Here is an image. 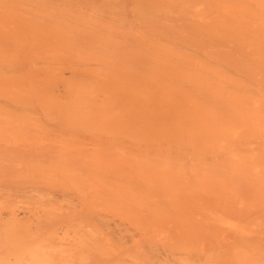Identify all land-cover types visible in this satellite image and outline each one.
<instances>
[{
	"label": "rangeland",
	"instance_id": "rangeland-1",
	"mask_svg": "<svg viewBox=\"0 0 264 264\" xmlns=\"http://www.w3.org/2000/svg\"><path fill=\"white\" fill-rule=\"evenodd\" d=\"M82 1H84V3ZM82 1H80V0H65V2H64V0H40V1L39 0L38 1L37 0H35V1L34 0H26V2H25V0H7V2L6 1L3 2V0H0V2H1L0 3V68L1 67L4 68L2 70L0 69V90H1L0 105H1V103L3 105V106L2 105L0 106V122H1L0 123V132H1L0 133V264H36V263L40 264V262L42 264V260L40 259V257H38L37 254H39L40 251H43V253H45L44 250L45 251L47 250V253L49 254V255L48 254L45 255L48 257V260H49L48 263L49 264H129V263H127L129 261H130V264H156L155 262H157V264H160V263L161 264H166V263L167 264H172V263L173 264H181V263H183V264H187V263L188 264H204V262H205V264H206L207 262L204 261L205 259L203 260V258H205V257H206L207 261L209 260L208 264H211V263L212 264H238V263L240 264V260H241V264L244 261L247 262L248 264H251V262H253L252 260H254V261L256 260V263L264 264V254H262V253H264V224H262V223H264V221H262V219H261L262 217H264V205H262V204H264V203H262V202H264V190H262V188H264V177H240V176L239 177L236 176L237 178L236 177H227V175H225L224 169H221L219 167L220 165H222V167L225 168V170H226V166L229 163L228 160H230L228 157V155H229L228 153L230 152L229 151L231 148L230 143H231L232 139H234L239 144H244L242 146L246 147L247 149H254L255 148L256 151H259L261 149L264 150V142H262V140H264V131H261V128H257L256 122L255 123H251V122L247 123L250 120L246 122L247 119H249L252 116H255V115H252V114H254V112L250 111V110L254 111V105L258 104L255 101H259L258 97L256 96L257 97V99H256V97L254 96L255 93L257 95L258 91H260V90L264 91V85L260 86V84H264V79H261V78H264V76H262V75H264V70H262L264 68H261V67H260L261 69L259 68L260 65L264 64V58H262V60L260 58V57H264V34H262V32H264V30H261L258 27V24H257L258 22L256 23L255 20L254 21L252 20L253 18H255L258 21V18H259L258 15H249V19L251 17L252 21L247 18L248 15H246L247 16L246 18H244L245 15L244 16L242 15L243 17L240 16V17H242L241 19L244 18L246 21H248L247 26L245 27L247 30L244 28H240V30L242 29L241 31H239V29L237 30L238 25H236V23L234 21L236 19H234V20L232 19V18H236V15H231L232 18L231 17L229 18V16L226 15V19L228 16L229 20L231 21V19H232V21H234L235 26H236V27L232 26L233 28L230 27V30H229V27L226 24V23L229 24V22H226L225 25L228 27V30L230 32L232 30L233 34L237 31L238 34L237 33H235V34L238 36L241 32L240 37H238V39H240V40H238L237 38L235 39L231 35L232 33L231 34L226 33V35H225L223 33L224 29L221 30L222 31L221 32L220 31L221 27L219 29V31H220L219 32L218 30H216V28L219 25L216 24L215 22L211 23V18H212V20H213V18L215 19L216 15L219 16L218 18H220V21H218L219 23L220 22L223 23L226 20L225 17H223V15H222L223 10L221 9V7H219L221 3H219L218 0H204L206 2H204L203 0H199L200 1L199 3L203 4L202 6H204L203 8H199V9L201 10V9H204L205 7H206V9L208 8L209 11H207V13L210 12V14H211L210 15L208 13L209 16L204 15V14L201 15L200 13H198L200 10L198 9V12H197L196 6H195V8H196V12L198 14L196 12L195 13L193 12V10H195V8H193V7L191 8V5L192 4L195 5L196 2H198V0L197 1H195V0H191V1L190 0H188V1L187 0H182V1L179 0V3L181 1L182 3H180V4H182V5H180L178 2H175V0H171V1H169V0H162L161 1L160 0V2H161L160 5H159V3H157L158 0H118V1L117 0L116 1L115 0H110V1L109 0H82ZM176 1H178V0H176ZM80 2H82L84 5ZM87 2L89 3L88 5L86 4ZM145 2L150 3V5L153 4V5H151L153 7V9L157 8L158 10H161L162 12L164 11L163 12L164 15L163 14L160 15L159 12H161V11H159L158 13L152 12V15H150L151 12H149V13L144 12L145 14L142 11L140 12L139 8L141 6H142V8L145 7L143 10L146 9V11H148V10L153 11V9H151L152 7L150 5H148V3L146 4ZM171 2L174 3V4H172L173 8L176 7V5H178V4H179V6H177V8L173 9L170 5ZM18 3H19V5H18ZM199 3H198V5H200ZM31 4H33V6H31ZM145 4H146V6L147 5L148 6L146 7ZM161 4H163L164 6ZM204 4H206V5H204ZM9 5H11V6H9ZM22 5H23V8H22ZM134 5H135V7H134ZM173 5H175V6H173ZM161 6L164 8H162ZM187 6L189 8H187ZM211 6H213V7H211ZM215 6H218V8ZM100 7H102V8H100ZM136 7H138V9ZM157 9H156V11H157ZM166 9H168V10H166ZM187 9H189L190 11ZM169 10H171V11L175 10L172 12L173 15H171V13H167V12H170ZM74 11H76V12H74ZM84 11H86V13ZM180 11H181V13H180ZM182 11H183V14H182ZM71 12H72V14H71ZM93 12H94V14H93ZM203 12L206 13L205 11H203ZM241 12H242V10H241ZM62 13H63V15H62ZM74 13L77 15H75ZM84 13H85V15H84ZM178 13H180V14H178ZM213 13H214V17H212ZM15 14H17V15H15ZM117 14H118V16H117ZM156 14H157V16L158 15L161 16V17L159 16L161 18V20L159 17L157 20ZM66 15H68V16H66ZM153 15H155V16H153ZM111 16H112V19H110ZM259 16L262 17V15H259ZM154 17H155L156 22L154 21ZM237 17H238V15H237ZM240 17H238L236 20V21H238V23H239L238 19H240ZM139 18L142 19L143 21H141ZM64 19L67 20V21H65L66 23L64 22ZM138 19H139V21H138ZM170 19H172V20H170ZM223 19H224V21H223ZM81 20L83 23V25H82L83 28L79 27L82 24ZM167 20H169V21L167 22ZM217 20H219V19H217ZM26 21H28V23ZM159 21H162V24H160L161 22L159 23ZM226 21H228V20H226ZM243 21L244 20H241L240 25H242ZM246 21H244V22L246 23ZM174 22H176L177 24H175ZM204 22H208V23L204 24ZM249 22L252 23V26H250ZM254 22H255V24H254L255 26L253 25ZM140 23H142V25ZM165 23H167V24L165 25ZM179 23H180V26H179ZM222 23H221V25H222ZM50 25H52L54 27H52ZM145 25L149 28L145 27ZM159 25L160 26L165 25L168 27H166L167 29H165V27H160ZM229 25H231V24H229ZM211 26H215V28L213 29ZM244 26L242 25V27H244ZM169 27L174 29L175 31L169 29ZM173 27H176V28H173ZM179 27H181V28H179ZM70 29H71V31H70ZM76 29L78 30V32L76 31ZM163 29H164V31H163ZM169 30H171V31H169ZM107 31H109V32H107ZM182 31H184V32H182ZM201 31H202V33H201ZM242 31H243V33H242ZM246 31H249V32L247 33ZM63 32H65V33H63ZM75 32H77V34ZM189 32H191V33H189ZM101 33H102V35H101ZM122 33H124V34H122ZM144 33H146L148 35H146V34L144 35ZM180 33H181V35H180ZM198 33L199 34L201 33V35H199ZM167 34H168V36H167ZM197 34L199 35V37H197L198 36ZM205 34H206L207 39L205 37H202V36H205ZM228 34H229L228 38L233 37L235 39V41L233 40V38H231L233 41L231 39L226 38V36ZM24 35H25V37H24ZM26 35L28 36V38H26ZM219 35L222 36L221 39H220ZM230 35H231V37H230ZM42 36H43V38H42ZM212 36H214V37H212ZM49 37H51L52 39ZM82 37H84V38H82ZM202 38H204V39H202ZM195 39H196V41H195ZM205 39L207 41H205ZM211 39L213 40V42H211L212 41ZM215 39L216 40L219 39V40H217V42H216ZM31 40H32V42H31ZM90 40H93V41H90ZM104 40H105V42H104ZM177 40H179V42ZM220 40H221V43H223V44L225 43V45L224 46L222 44H221V46L219 45L220 49H218L219 47H216L217 45L214 46V43L215 42L218 43V41H220ZM225 40H227L228 43L230 41L232 42V44L230 43L232 46L228 45L232 49L229 48V50H231L229 52L228 47H226L224 52L221 53V51H223V49L221 47L225 48V46H227V44H228ZM237 40H238V42L236 44ZM157 41H159V42H157ZM223 41H225V42H223ZM251 41H252V43H251ZM74 43H76V44L74 45ZM157 43H159V44H157ZM206 43L210 44V46H208ZM96 44L99 46H97ZM108 44H109V46H108ZM134 44L135 45L137 44V45L135 46ZM191 44H192V46H190ZM102 45L103 46L105 45L104 46L105 48ZM110 45H111V47H110ZM211 45L216 47V49L213 47H212L213 49L210 48ZM59 47H60V49H58ZM117 47H119V48H117ZM163 47H165V48H163ZM174 47L175 48L177 47V48L174 49ZM235 47H237L236 50H238L239 53H238V51L236 52V50H234ZM33 48L36 50V51L34 50L35 53H33ZM109 48L112 50L109 51ZM114 48H115V50H114ZM179 48H180V50H179ZM38 49L40 50V52ZM91 49H92V52L90 51ZM255 49H257L259 52H257V50H255ZM93 50H94V53H93ZM96 50H97V52H95ZM173 50H175V51H173ZM210 50L211 51L214 50V51H212V55H210L211 54ZM215 50H218V51H215ZM31 51L34 55L31 53ZM61 51H63L64 53ZM105 51L106 52L109 51V52L106 53ZM164 51L167 54L164 53ZM232 51L237 58L234 55H231V54H233V53H231ZM240 51L242 52L243 55L240 53ZM173 52H175V53H173ZM114 53L118 54L120 56L117 57V55H115ZM183 53H185V55H183ZM195 53H197V54L200 53L198 55L199 59H198V56H196L197 54L195 55ZM224 53H226L229 58L227 56L225 57ZM108 54L111 56L108 57ZM113 54L115 55V57H112V56H114ZM164 54H166V55H164ZM170 54L173 55V58ZM253 54L254 55L258 54V56L257 55L254 56ZM41 56H42V58H41ZM126 56H127V58H126ZM132 56H134V57H132ZM220 56H222L223 58H221ZM240 56H241V59L239 58ZM242 56H244L245 58ZM183 57H185V58H183ZM193 57H195V58H193ZM209 57L210 58L212 57L213 59L211 60ZM53 58L56 60H54ZM105 58H106V60H105ZM160 58L163 60V62H162V60H160ZM175 58H177V59H175ZM182 58L184 60H182ZM215 58H220V59H215ZM38 59H40V60H38ZM74 59H75V61H74ZM116 59H121V60L117 61ZM178 59H179V61L180 60L181 61L179 62ZM209 59H210V61H209ZM214 59L218 60L217 65H219V63H220V64H223L224 67L223 66H222L223 68H221V67L219 68L218 66L216 67V64L214 66L213 65L215 63ZM233 59L235 60L236 64L234 63ZM57 60H58V62H56ZM159 60H160V62H159ZM236 60L238 61V63L241 62V64H238L236 62ZM242 60H246V61L242 62ZM250 60H251V63H249ZM253 60L256 63H258L257 64V65H259L258 67H257V65L254 64ZM40 61H41V63H40ZM43 61L44 62L47 61V62L44 63ZM93 61H95V62L93 63ZM211 61L212 62L214 61V63H212ZM261 61H262V63H261ZM61 62H63V63H61ZM64 62H66V63H64ZM174 62H175L177 67L179 66L178 68L176 66H173ZM210 62L212 64H210ZM57 63H58V65H57ZM41 64H43V65L41 66ZM136 64L137 65L139 64V65L137 66ZM204 64L208 65V66H206V69H207V67L211 68V69L208 68L210 70L209 71L210 74L213 75V71H211L213 67L217 70L219 69V71H221V73H222L221 76L224 73V75L226 74L227 76L232 77L231 79H232V81H234L233 83H235V85L237 84V86L231 85L232 83L226 82V83H224V84H227L226 85L227 89H225L226 91H223V89L225 88L224 84H222L221 86H218L220 88H222L224 86V88L221 89V91H220V89H218V87L215 85V83H213V80L215 78H217V80H214V82L217 81V82L221 83V81L223 79H225V78L227 79V77H225L226 75L225 76L223 75L225 77L224 78L223 76L221 77L219 75L220 73L216 74L222 78V79H220V78L218 79V77L215 75V73H217V71L215 70L214 79H213L212 75L209 74L211 77L208 76L209 77L208 81H209V79L212 78V81H210L211 83L208 82L207 79H204V80H206L205 82L202 79L203 80L202 83H204V84H202L200 86L201 88L203 87L202 90H200V91H207V92L209 91L210 95L207 92H201L202 100H203V98L205 99L204 101H202V100H200L201 96H198L200 93L199 94L196 93L195 94L196 96L193 93L190 94V96L191 95H194L195 97L198 96L199 98L198 97L197 98L201 102H203L204 105L206 104V106L209 107V108L204 107V109H203L202 108L203 103H199V102H197L198 99L193 98V96L189 97V95H185V94H186V90H187V93L189 92L190 89H194V91L192 90L193 92H195V90H199L198 87H199V84H201V83H199L201 81V79H200L201 76L205 75L207 77V74H208V72H207L208 69L205 70V67H203ZM102 65H103V67H102ZM197 65L200 66L199 67L200 71H198L199 68H197L198 67ZM232 65L234 66V69H233ZM104 66L106 67V70H105ZM119 66H120V68H119ZM186 66H188V67H186ZM5 67H6L7 71L5 70ZM100 67H101V69H100ZM148 67H150V68H148ZM180 67H182V69ZM77 68H79V69L83 68V69L79 70ZM97 68H99V69L97 70ZM146 68L148 69L147 71H146ZM235 68H238V69H235ZM53 69L56 70V71L54 70V74H53ZM182 70H184L185 72ZM28 71L29 72L31 71L30 73L34 72V75H32V78H31V74L29 76ZM108 71L110 72L109 74H107ZM15 72H17V74ZM196 72L197 73L199 72V74H196ZM200 72H201V75H200ZM55 73H57V74H55ZM9 74L11 77L9 76ZM5 75H8V76H5ZM123 75H125V76H123ZM62 76L64 79L62 78ZM113 76H114V78H112ZM14 77H15V79L18 77L19 78L16 79V81H15V79H13ZM27 77H28V79H27ZM230 77H229V80L231 81ZM246 77H247V79H246ZM10 78L13 80H10ZM33 78H34V80L37 79L39 81V82L37 81L38 84L36 83V81L33 80ZM241 78L242 79L245 78V79L242 81ZM19 79H22V80H19ZM76 79H77V81H76ZM111 79H113V80H111ZM114 79H115V81H114ZM171 79H172V81H171ZM176 79H178L179 81ZM81 80H83V81H81ZM109 80H110V82H109ZM225 80H224V82H225ZM30 81L35 82V83H31ZM79 81H81V82H79ZM116 81H118V82L116 83ZM174 82L175 83L177 82V83L173 84ZM69 83L72 84L71 87L73 86L72 87L73 89H70L71 87H70ZM179 83H180V85H179ZM219 83H217V84L219 85ZM244 83H246V84L244 85ZM29 84L30 85L32 84L31 88H34L32 86H35V85L36 86L34 89H31ZM33 84H35V85H33ZM87 84L90 87H94V88H90V87L87 88L88 87ZM113 84L116 87L118 86L120 88V90H118L119 89L118 87L116 88L115 86H112ZM138 84H139V86H138ZM186 84L191 85L192 87L189 86L190 88H188V86ZM228 84L231 85L232 87L229 86ZM46 85H48L47 88H46ZM91 85H93V86H91ZM177 86H179V87L176 89ZM186 86H187V88H184ZM228 86H229V88H228ZM238 86H240L241 88H237V91H235L234 89H236V87H238ZM242 86H244V88ZM246 86L248 87L249 91H250V87L251 88L254 87V89L256 88L258 91L255 89L257 92L253 91V93L254 92L255 93L252 94L251 96L248 95V97H247L245 94V91H246V93H249V92H247V90L244 91V89H247ZM173 88H175V89H173ZM182 88L186 89V90H184L185 93H184V91H182L183 90ZM210 88H211V91H210ZM215 88H217V89H215ZM231 88H234V89H231ZM30 89L33 91V93H34V91H36L34 93V95H32L33 93ZM121 89H122V91H121ZM81 90L82 91L84 90V92H81ZM241 90H243L242 92L244 94L241 92ZM46 91L49 93H51L53 91V93L49 94V93H46ZM79 91L81 93H79ZM146 91H148L147 92L148 94L146 93ZM231 91H235V94H234V92H231ZM238 91L243 95V96L242 95H240V96L243 97L244 99H246V103L241 104L242 103V101H241V103H239V105L235 107V105L233 106V103L235 104V103L240 101V96L238 97V95L240 93ZM150 92L151 93L154 92L153 93L154 97H152ZM37 93H38V95H37ZM78 93L81 95H79ZM232 93H233V95H231ZM30 94H31V97H30ZM40 94L42 95L41 97H39ZM56 94H58V95H56ZM82 94H85V95H83L84 99L83 100L78 99V96H79V98L82 99ZM207 94H208V96H207ZM250 94H251V92H250ZM49 95H51V96H49ZM53 95L55 98L52 97ZM143 95H144V97H143ZM147 95H149L150 97L148 98ZM203 95H205V97H203ZM214 95H215V97H214ZM66 96H67V98H66ZM155 96H157V97H155ZM186 96H188V97H186ZM209 96L213 97V98L211 97V100H213L214 102H212L210 100ZM35 97L36 98L39 97L38 100H40V98H41V100L44 99V101L43 100L37 101V99H34ZM94 97H96V98H94ZM249 97H250V99L255 97L254 101L249 100L250 102H248L247 99ZM19 98H21V99H19ZM110 98H111V100H109ZM187 98H189V99H187ZM190 98H193V99H190ZM217 98H220V99L222 98V102H224V103L227 102V103H225L228 107L227 110H228V112L231 111L230 119H229V116H230L229 113H226L227 116L226 115L223 116L225 114L224 112L227 111L226 107H219L218 105H216L219 103V102L216 103V101L218 100ZM235 98H236V100H235ZM76 99H77V101H76ZM99 99H100V102H99ZM105 99L106 100L108 99V101H106ZM130 99L132 101H130ZM173 99L177 102L176 105H178V107H181V108L184 107L186 109V107L188 106V108L191 111L189 109L188 110L186 109L185 111H190V112H188V114L185 113V111H184L185 114L181 113L179 110H178V113H175V111L177 112L178 108L176 109L174 107L175 108L174 113L176 116L173 117V122L172 121H171V123L169 122L171 124L170 125L169 123H166V121H165V120H167L166 118L163 119V117H165V116L167 117V115H165L166 111H164V109H163L164 108L163 104H164L166 110L170 109L169 111H171L173 113L172 109L168 108V107H171L170 103H171V101H173ZM226 99L227 100L229 99V102L226 101ZM89 100H91L92 102ZM127 100H129V101H127ZM178 100L181 103V105L178 104ZM241 100H242V98H241ZM2 101H4V102H2ZM20 101H21V103H20ZM63 101L64 102L69 101V102L64 103ZM71 101H73V102H71ZM104 101L107 103V105ZM134 101H135V103L139 102L138 104L136 103L137 105H139L138 107H137V105H134ZM230 101L233 103H231ZM45 102H46V105H45ZM61 102H63V103H61ZM162 102H163V104H162ZM222 102H220L219 105H221ZM131 103H133V104H131ZM172 103L174 106L175 102H172ZM243 103H244V101H243ZM65 104H66V106H65ZM124 104H127L130 107L127 105H124ZM195 104H196V106H195ZM72 105H73V107H72ZM109 105L112 107H110ZM48 106H50L49 107L50 109L48 108ZM52 106H54V109ZM89 106H91V107H89ZM92 106H93V108H92ZM94 106H96L97 109H96V107L94 108ZM106 107L109 109H104ZM113 107H114V109H113ZM230 107H232V108L230 109ZM20 108L23 111L21 110L20 112H17L18 109H20ZM137 108L140 110L139 112H141V111L146 112V113L145 112L142 113L143 117L141 116L142 117L141 120H143V118H144V120H146L147 118L149 120H146V122L144 120L140 121L139 120V118H140L139 114L140 113L139 114L137 113L138 112ZM144 108H145V110H144ZM218 108H222L223 111L224 110L225 111L223 112L222 110H220ZM102 109H104V110H102ZM202 109H203V111H202ZM205 109L207 111L208 110L209 111L214 110L215 116L213 117V115H212V117H210L211 114H209ZM6 110H8V111H6ZM48 110H50V111H48ZM96 110H98V111H96ZM159 110L164 111L163 113H165V114L163 115V117H161V115L163 113H161V111H159ZM181 110L183 112V109H181ZM248 110L250 111V114L247 113L248 114L247 115L246 112ZM2 111H3V114H2ZM51 111H53V112H51ZM128 111H130V112H128ZM153 111H154V113H153ZM216 111H217V113H216ZM235 111L237 113L240 111L242 114H244V113L246 114V115L242 116V117L245 116L246 120H244L245 118L244 119L242 118L241 119L242 121H241L239 118H240V115H242V114L239 115V113H238L239 118H237V119L241 122H243V120H244L247 123V125H246L244 122V124L246 126H248L250 124V126H249L250 128L246 127L245 125L243 127L242 123L240 125V128H237V127H239L240 122L238 123V126L234 127L232 125L234 128L233 127L228 128L229 124L226 125L227 123H230V125H231L234 122L233 124L236 125L237 123L235 121L238 122L237 119H234L236 115L234 116V118L232 116V112L235 113ZM27 112H29V113L32 112L31 115L32 114L35 115L34 114V112H35L36 113L35 119H33L34 118L33 115L31 116ZM98 112H99V115H98ZM103 112L105 114H103ZM119 112H120V114H119ZM158 112H160L161 114L160 113L158 114ZM171 112H168V114L170 113V115H171ZM179 112L181 114H179ZM262 112H264V111H262ZM144 113H145V115H143ZM197 113H198V115H197ZM17 114L18 115L20 114V116H17ZM135 114L139 115V116H136ZM182 114H184V116L187 114L186 117H188L189 119L184 117ZM23 115H24V117H22ZM37 115L40 118L39 117L37 118L36 117ZM188 115H190L191 117ZM216 115L218 117H216ZM249 115H251V116L249 117ZM102 116H104L103 117L104 119L102 118ZM30 117H33V118H30ZM137 117H138V120L142 124L139 121H137ZM157 117H161L160 118L161 123L159 122V119ZM170 117H172V116H170ZM176 117H178L180 120H178V118H176ZM215 117L218 120H220L221 122L223 121L222 124L226 123L225 125L223 124L221 126L220 122L216 120V122H219V124H216V125H220L221 127L224 126L222 128L225 130V134H223L224 136L220 133L218 134L217 132H215L217 130H214V129H212V133H211V134L217 133L216 135L215 134L214 135L215 136L219 135V137H221V138L223 137L222 139H226V142L223 144L222 143L220 144V142L225 141V140H221V138H219V137H217V141H215L216 137L215 138L211 137L209 139L208 135H210V134H208L207 131H210V130L207 129V131H204L203 127H202L203 122H204L203 119L205 120V123H206V121L208 122L209 120H211V118L213 119ZM219 117L221 119H219ZM26 118L28 119V121L27 120L25 121ZM41 118L44 120H42ZM50 118H51V120H50ZM174 118H175V120H174ZM231 118H233L232 119L233 121L231 120ZM59 119H61V120H59ZM108 119H109V121H108ZM133 119H134V121H133ZM170 119H172V118H170ZM176 119H177V121H176ZM190 119L192 121L194 120L193 121L194 123L191 122ZM39 120H40V122H38ZM91 120H92V123H91ZM102 120H103V122H102ZM105 120L108 122H106ZM128 120H131V121H128ZM163 120L165 123L162 122ZM198 120H199V122H198ZM213 120L215 121V119H213ZM43 121H45V122L49 121L50 123L49 122L48 123L46 122V123L50 124V127L48 128L49 125L46 126V123ZM32 123H33V125H32ZM34 123H36L37 125H35ZM39 123H40V126H42V129L44 127L42 125V123L43 124L45 123L46 127L43 130H41ZM19 124L20 125L22 124V125L19 126ZM86 124H88V125H86ZM155 124L158 125V129H157ZM165 124L169 125L168 129H167ZM213 124H214V122H212L211 124L209 122L210 126H213ZM253 124H256V125H253ZM24 125H26V128H28L27 126L30 125L29 130L25 129ZM34 125L36 126V128ZM71 125H72V127H71ZM95 125H97V126H95ZM99 125L102 127H99ZM91 126H92V128L93 127H99V128L98 129L94 128L95 130H92ZM107 126H108V128H107ZM196 126H197V129L201 130L200 132H198V130H196ZM86 127H89V128H86ZM204 127L206 128V125H204ZM241 127H243L244 130ZM76 128H78V129H76ZM110 128L112 130H109ZM216 128H218V126H215V129ZM103 129H105V132ZM171 129L174 131H172ZM228 129H229V131H228ZM232 129L238 130L240 132V133L238 132L239 136L242 134L243 135L245 134V136L242 135L243 139L240 138L241 136L238 137V135L236 134L237 133L236 130H234V132L232 131L234 135L232 134V136H231L230 130H232ZM245 129H247L250 133L247 132L248 133L247 134ZM62 130H66V131L63 132ZM179 130H180V132H179ZM255 130H256V132H253ZM2 131H4V132H2ZM52 131H54V132H52ZM196 131L198 133H201V134H199L200 137L204 136L205 138H200L199 136H197L198 134L196 133ZM220 131L222 133H224L223 130L220 129L219 132ZM244 131H245V133H243ZM115 132L116 133L118 132V133L116 134ZM142 132H144V133L146 132V133L143 134ZM177 132H179V133L177 134ZM62 133H64V134H62ZM194 133H196L197 135H195ZM227 133H229L228 134L229 136L227 135ZM65 134H66V137H65ZM107 134H109V135L105 136ZM173 134H175V135H173ZM147 135H149L150 140H148L149 137H147ZM184 135H186V137ZM189 135L194 137L193 138L194 139V143H193L194 145L192 144L193 139ZM205 135H207L208 137H206ZM214 135H212V136H214ZM4 136H6V137H4ZM82 136L84 138H86V140L84 138H83L84 139L83 140ZM104 136H105V138H104ZM172 136H177V137H172ZM188 136H189V139L190 138L192 139L191 143L186 142L188 140L187 139ZM252 136H254V137H252ZM229 137H231V138H229ZM71 138L74 139V141ZM174 138L178 139L179 141L174 139ZM227 138H229V139L227 140ZM244 138H246L248 140H251V139L254 140L255 139L254 140L255 145L253 144V142L251 143V145L248 144L250 141L248 142V140H246ZM261 138H262V140H261ZM152 139L157 140V141L155 140L154 143H156V145H159V146L158 147L155 146V151H157L158 148L160 149V151L162 150V152L159 151L160 153H162V155H158V156H164V157H160L163 160L160 158H156V159H158V160H156L157 162L152 160V159H154V158H152V157H154V155H152L154 149L151 152L152 154L148 150H151L153 147L152 145H155V144H153V142L152 143L150 142L152 144L151 145L149 142H147V140L151 141ZM195 139H196L198 145H196ZM201 139H202V145L201 144L199 145V140H201ZM75 140L78 142H75ZM209 140L212 142H210ZM219 140H221V141L219 142ZM260 140H261V142H260ZM133 141H135L136 143ZM158 141H161L162 143L159 142V144H157ZM131 142H133V143H131ZM138 142H140V144H143L144 147H142V145H140V144H137ZM105 143H107V144H105ZM126 143H129V146ZM160 143L162 144V146ZM216 143H217V145H214ZM117 144L120 146H118ZM136 144L140 145L139 147L137 146L138 150L140 149V147L142 149L143 148L147 149L146 152L142 155H147V156H149V154L152 155V157L149 156L152 161L149 159H147V160H149L148 163L150 161L151 162L154 161L152 163L153 165L152 164L145 165V164H147V163H145L147 161H145L143 159V156L141 158L140 153H143L145 149L141 152L134 154L133 148L136 146ZM175 144H177V145H175ZM181 144L184 147L181 146ZM256 144H258V145H256ZM95 145L98 147H96ZM110 145H111V147H110ZM122 145L125 146L124 149H123ZM131 146H134V147L132 148ZM177 146L179 148V151H177L178 150ZM195 146H197V147H195ZM258 146L259 147L262 146V148L260 147V149H259ZM118 147H120V148H118ZM180 147H182L183 149L181 148L182 149L181 150ZM109 148L112 150H110ZM126 148H129V150ZM175 148H177V150ZM166 149H173V151L175 149L177 151L176 152L177 154H178V152L179 153L182 152L183 154L182 153L180 154L181 158L179 156L178 157L181 160H183V162L182 163H179L180 161L177 162V160H179V158L177 159V156H175L177 154H173L174 158H176L177 160L172 162L171 159L173 157L171 159L168 158L169 156L166 157L167 156L166 155ZM187 149H188V151H186ZM217 149H219V150H217ZM130 150L132 152H130ZM138 150H136L134 148V151H138ZM170 151H172V150H170ZM127 152L132 153V154L128 155ZM216 152H218V153H216ZM54 154H55V156H54ZM155 154H156V152H155ZM168 155H170V154L168 153ZM207 155H209V156H207ZM147 156H146V158H148ZM193 156H195V157L193 158ZM165 157L168 158L167 162L165 161L166 160ZM207 157H209L211 159H209ZM74 158H76V159H74ZM37 159H40V160L38 161ZM207 159H208V161L209 160L211 161V162L209 161V163H211L212 165L214 164L213 167L210 164L211 166H209V168L211 170L213 169L214 171L216 170L217 172H219L218 174L216 171H215L216 173L212 171L213 172V175H212L210 169L208 168V165L206 166L208 168L207 170H206V168H204L205 166H203L202 164H204V165L208 164ZM171 162H172V164H171ZM192 162L194 164L197 162L196 166L200 165L199 166L200 168L193 165ZM217 162H219V164H220V162H222V164H220L218 166ZM238 162L239 161H235L234 163H238ZM164 164H165V166H164ZM174 164L176 165V167ZM231 164L232 163H230V165ZM156 165L160 166L162 170H160L159 168L158 169L155 168ZM237 165H236V167H237ZM147 166H149V167H147ZM249 166H250V164L247 165V167H245L244 169L242 168V170H240L241 169L240 166H239L240 168L237 167V169L239 168L238 170H240L238 173H240V175H242V176H248V174H246V173H247ZM67 167L68 168L70 167V168L68 169ZM77 167H78V169H76ZM233 167H235V166H232V168ZM106 168H108V170ZM153 168H155V169H153ZM191 168H193V169L198 168L197 169L198 171H195ZM97 169H98V171H94ZM145 169L148 171H146ZM80 170H81V172H80ZM227 170H228V168H227ZM227 170H226V172H227ZM105 171H106V173L107 172H109V173L106 174V173H104ZM110 171L114 172V177L112 175L113 173H111ZM142 171H144V172L142 173ZM153 171L154 172L156 171V174ZM157 171H159V172H157ZM162 171L163 172L168 171L167 172L168 177H167V175L165 177L164 173H166V172H164L162 174ZM174 171H176V172L179 171L180 173H183V174H181L182 176H179L180 175L179 173H178V175H173V174H176V173H174ZM41 172H42V174H41ZM95 172H97V173H95ZM115 172L118 174V177H120V178L117 177ZM120 172H122V173H120ZM196 172H198L199 174ZM204 172H206V174H210L211 176H213L210 179L213 180L212 185H214L215 189L218 188V191L215 192V189L213 188L212 185L211 186L207 185V184L211 183V180L209 181V180H206L205 178L209 179V177H201L204 174ZM28 173H30V174H28ZM141 173H142L143 177L140 175ZM157 173L162 174L163 177L161 175H158ZM227 173H229V172H227ZM98 174L103 176V177L98 176ZM107 175H109V176H107ZM119 175H122V176H119ZM106 176L108 178H106ZM47 177H49V180ZM109 177H111V179ZM112 177H113V179H112ZM126 178H127V181H126ZM215 178L218 179L217 182H214V181H216ZM227 178H229L228 180L231 179L230 184L227 183ZM117 179L119 180V182ZM168 179L171 180V181H169V184H168L169 186L166 185L168 183ZM203 179H205V181H206V183H205L206 187L209 186L208 189H210V187L213 188L212 189V190H214L213 194L215 193V195H212V197L208 192H206L208 189L204 187V182H203L204 180ZM64 180H65V182H64ZM105 180H106V182H105ZM129 180H131L130 181L131 185L129 184L130 183ZM238 180H239V183H241V184L237 183ZM133 181H134V183H133L134 185H132ZM201 181L203 183H201ZM207 181H209V182H207ZM125 182L127 185L125 184ZM73 183H74V185H73ZM106 183H108V184H106ZM113 183L116 184V186ZM145 183H146V186H148V187L151 185V188L149 187V189H148V188H146V186H143V185H145ZM200 183L202 185V188L206 189V190L203 191V189H201V192L198 193V191H196L195 189H197L200 186ZM215 183H216V185H215ZM260 183H262V187L260 186L261 188L259 189V186L257 187L255 185H260ZM162 184H163V186H162ZM172 184L174 185L173 188H172V186H173ZM242 184H244V186L247 185L246 187L250 186V188H246V187L242 186ZM195 185H197V187H195ZM251 185H253L254 187ZM114 186L117 188H115ZM177 186H179V189L181 192H178L179 189ZM241 186L244 188L242 189ZM135 187H136V191L134 192L133 190L135 189ZM137 187H138V190H137ZM144 187H145V190H144ZM240 187H241V189H240ZM255 187H257L258 189H256ZM118 188H120V189L116 190ZM139 188L141 190H139ZM238 188L241 191H243V190L249 191V193H248V191L245 192V195H244V191H243L242 193L244 196H246L247 194H249V196L250 195L251 196L250 197L246 196L244 198L241 191H238ZM151 189H152V191H151ZM186 189L187 190L189 189L188 190L189 192H187ZM129 190H130V192H129ZM212 190H211V192H212ZM137 191H139V192L142 191V194L140 195V193H138ZM173 191L176 193H174V194L171 193ZM151 192H152V194L153 193L154 194L152 195ZM162 192H163V195H166V197H169L168 200L166 199V197H165V199H164V197H162L163 195L160 194ZM148 193L152 196H149ZM183 193H184V195H183ZM207 193H208V195H210V196L204 195L205 197H207L206 199L209 198L208 200L205 199V201H207V202H205V201L201 202L202 199L204 198V196H203V198H201L202 196L200 197L201 198V200L199 199L200 202L196 201V199H197L196 196L199 198V195H202V194L207 195ZM75 194H76V196H75ZM78 194H80V195H78ZM100 194L103 196L104 199L102 198V196ZM176 194H177V196H176ZM216 194H218L217 196L219 198L216 197L215 199H213L214 200V202H213L212 198H214V196H216ZM219 194L222 196V199H220ZM81 195H83V196H81ZM185 195L189 196V198L187 197L189 199V202L187 201L188 199L186 198ZM130 196H132V197H130ZM191 196L192 197L194 196V198H192ZM74 197H78V199L74 198ZM210 197H211V199H210ZM224 197H226L225 199L228 198L226 200V201H228V204H226ZM79 198H81V199H79ZM217 198L220 200H216ZM38 199H39V201H38ZM82 200H83V202H82ZM121 200H122V202H120ZM123 200H125L127 202V204ZM130 201L133 203H131ZM194 201H195V203H194ZM170 202H171V204H170ZM175 202H178V203H175ZM190 202H192V203H190ZM196 202H198V203H196ZM138 203H140L141 205ZM158 203H160V204H158ZM167 203H169V204L167 205ZM203 203H205V205ZM229 203H231V206L229 205ZM232 203H234V204L236 203L237 205H234ZM131 204H132V206H131ZM175 204H176V206H175ZM245 204L247 206H245ZM248 204L249 205L253 204L254 208L250 209L249 208L250 206ZM254 204H256V205L254 206ZM144 205L146 207L145 209L143 207ZM158 205H159V207H158ZM160 205H162V206H160ZM169 205H170V207H169ZM203 205L205 206V208ZM72 207H73V209H72ZM119 207L121 208V210ZM147 207H148V210H147ZM246 207L248 209H246ZM75 208H77V209H75ZM242 208H245L244 209L245 211ZM255 208L257 211L256 215L258 214V211H260V213L258 214L259 216H256L254 214L256 217H258L259 220L254 219L255 216L253 217V213L252 214L249 213L250 212L249 209L252 211ZM130 209H132V211ZM175 209H176V211H175ZM231 209H235V210H231ZM236 209H238V212ZM146 210H147V212H146ZM129 211H130V215L135 214L136 216L135 215L130 216ZM228 211L230 213H231V211L232 212L235 211V212L231 213L233 215H230L228 213ZM131 212H133V213H131ZM141 212L142 213L144 212V213L142 214ZM185 212H187V213L185 214ZM239 212L240 213L243 212V215L240 216ZM253 212L255 213L254 210H253ZM124 213H126L125 216H124ZM163 213H164V215H163ZM235 213H237L239 216H237ZM122 214H123V216H122ZM220 214H222V215H220ZM142 217H144L146 220ZM150 217H152V218H150ZM154 217H156L157 219ZM161 217H162V220H161ZM98 218H100V219H98ZM159 218H160V220H159ZM94 219H95V221H94ZM152 219H153V221H152ZM155 219H156V221H158L157 222L158 224L156 223ZM144 220H145V222H144ZM147 220L148 221L150 220V223L147 222ZM8 221H9V223L7 224ZM94 222H95V224H94ZM151 222H153V223H151ZM159 222L161 224H159ZM148 223L152 224V225H148ZM12 224H14V225H12ZM154 224H156L157 228H155ZM184 224L186 225L185 227H184ZM96 225H97V227H95ZM144 225L146 227H144ZM101 227H102V229H101ZM142 227H143V229H142ZM147 227L148 228L151 227V228L148 229ZM107 228H108V230H107ZM144 228H145V230H144ZM183 228H185V229L188 228V229L185 230ZM146 229H148L147 232H146ZM111 231L113 232V234ZM141 231H143V232H141ZM182 232H185V233H182ZM211 232H212V234H211ZM107 234H109L110 236H108ZM116 234H117V237H116ZM184 234L186 235V237H188L189 242L183 243L185 241V239L188 240ZM192 234L194 236L193 239H192V237H193ZM183 235L185 238L184 240L182 239ZM188 235H190V236H188ZM198 236H199V238H198ZM201 236L202 237L207 236V238L205 239V238H202ZM211 236L213 237V240L215 242H213ZM119 237H121V238H119ZM196 238H198V240ZM230 238H232L233 240ZM180 239H182V243H181ZM194 239H196V240H194ZM203 239H205L206 241H203ZM48 240H49V243L46 244L48 242ZM97 240H99V241L97 242ZM234 241L237 242L236 244L239 245V247L237 245H235ZM243 241H244V243H243ZM193 243H195V244H193ZM182 244H184V245H182ZM217 244L219 247L216 246ZM222 244L223 245L225 244L224 247L226 246V248L229 249L228 253L230 255L228 253H226L227 251L225 252L226 254H224V251H222L223 252V254H222L221 250L226 249L224 247H221ZM229 244L233 245V246H229ZM194 245H196V247H194ZM204 245H205V247H204ZM227 245H228V247H227ZM66 246H67V248H66ZM214 246L217 248H215ZM234 246H235V248L237 247L236 250L238 249L239 253H238V250L236 252V250L234 248L231 249ZM34 247L37 249L35 250ZM152 247L155 249L158 248V250L156 249L158 251V253L161 252L159 254L162 256L160 257L158 255V258L160 257L158 260L155 259V261H154V259H153V261H152V259L150 260V258H149L150 253H153V250H155V249L151 250ZM207 247L210 249L209 254H211V252H212V255L214 256L213 259H212V256H210L209 254H205V252L208 253ZM211 248H213V250ZM253 248H255V250ZM147 249L150 251V253L148 252L149 254L147 253V251H148ZM163 249H165V250H163ZM189 249H190V251H189ZM204 249L207 251H205ZM215 249H216V251H214ZM256 249H257V251H256ZM37 250H39V251H37ZM143 250H144V252H143ZM192 250H194V251H192ZM260 250L262 251L261 254L259 252ZM163 252H165V253H163ZM214 252H215V254H214ZM101 253L102 254L104 253V254L102 255ZM166 253H168V254H166ZM175 253H177V256H175L176 255ZM181 253H182V255H181ZM185 253H187V254H185ZM219 253H221L222 256L224 255V257L222 258V256H221V259H220L221 254H219ZM178 254H179V256H178ZM198 254H202V255H198ZM216 254H218V255H216ZM237 254H239V255H237ZM135 255H137V256H135ZM164 255L168 256V258H167L168 261H166L167 259H166V256H164ZM172 255H174V256H172ZM227 255L229 258H227ZM202 256H205V257H202ZM208 256L211 257L210 259L212 260V262L208 258ZM245 256H247V257H245ZM136 257H138V258H136ZM162 257H163V259H162ZM170 257H172V259ZM176 257L177 258L179 257L178 258L179 260L176 259ZM38 258L40 259V261ZM139 258L141 259L140 263L138 262V260H140ZM242 258H244V261ZM131 259H133L134 262H133V260L131 262ZM200 259H202V260H200ZM227 259L229 261L226 262ZM233 259H235V261ZM147 260H149L150 262ZM170 260H172V262ZM173 260H174V262H173ZM224 260H225V262H224ZM69 261H70V263H69ZM147 262H149V263H147Z\"/></svg>",
	"mask_w": 264,
	"mask_h": 264
},
{
	"label": "bare ground",
	"instance_id": "bare-ground-1",
	"mask_svg": "<svg viewBox=\"0 0 264 264\" xmlns=\"http://www.w3.org/2000/svg\"><path fill=\"white\" fill-rule=\"evenodd\" d=\"M4 1L7 2V0H3V2H4ZM34 1H35V0H34ZM37 1H38V0H37ZM39 1H40V0H39ZM80 1H82V0H80ZM109 1H110V0H109ZM115 1H116V0H115ZM117 1H118V0H117ZM161 1H162V0H161ZM169 1H171V0H169ZM181 1H182V0H181ZM181 1H180V3H182ZM187 1H188V0H187ZM190 1H191V0H190ZM195 1H197V0H195ZM203 1H204V0H203ZM8 2H9V1H8ZM18 2H19V1H18ZM20 2H21V1H20ZM25 2H26V0H25ZM64 2H65V0H64ZM78 2H79V1H78ZM82 2L84 3V1H82ZM82 2H80V3H82ZM111 2H112V1H111ZM173 2H174V1H173ZM175 2H178V3H179V0H178V1L175 0ZM175 2H174V3H175ZM185 2H186V1H185ZM199 2H200V1L198 0V2H196L197 5H196V4H195V5H194V4L191 5V8H192V7L195 8V6H196V8H197V12H198V9H199V8H203V7H204V6H202L203 4H200ZM204 2H206V1H204ZM218 2L221 3L219 7H221V9L223 10V11H222V15H223V17H225V19H226V15H228L229 18H230V17L232 18L231 15H236V18H232L233 20H234V19L237 20V18L240 17V16H242V15H243V16L245 15L244 18H246V17H247L246 15H248V17H247L248 19H249V15H258V17H259V18H258V21H257V19H255V18H253V17H252V18H253L252 20H253V21L255 20L256 23L258 22V23H257V24H258V27H259L261 30H264V0H218ZM0 3H1V2H0ZM22 3H23V2H22ZM59 3H60V2H59ZM83 3H82V4H83ZM112 3H113V2H112ZM145 3L147 4L148 2H145ZM153 3H154V2H153ZM157 3H159V5H160V3H161L160 0H158ZM162 3H163V2H162ZM174 3L171 2V4H170L171 7H172V4H174ZM180 3H179V4H180ZM198 3H199L200 5H198ZM202 3H203V2H202ZM219 3H218V4H219ZM27 4H28V3H27ZM86 4L88 5L89 3L87 2ZM96 4H97V3H96ZM108 4H109V3H108ZM146 4H145V6H146ZM176 4H177V3H176ZM179 4L176 5V7H174V8H177V6H179ZM218 4H217V5H218ZM18 5H19V3H18ZM25 5H26V4H25ZM51 5H52V4H51ZM51 5H50V6H51ZM83 5H84V4H83ZM83 5H82V6H83ZM148 5H150V3H148ZM148 5H147V6H148ZM151 5H153V4H151ZM151 5H150V6H151ZM161 5H163V4H161ZM180 5H182V4H180ZM204 5H206V4H204ZM9 6H11V5H9ZM31 6H33V4H31ZM50 6H49V7H50ZM147 6H146V7H147ZM150 6H149V7H150ZM163 6H164V5H163ZM173 6H175V5H173ZM198 6H199V7H198ZM213 6H214V5H213ZM213 6H211V7H213ZM41 7H42V6H41ZM121 7H122V6H121ZM134 7H135V5H134ZM139 7H140V6H139ZM151 7H152V6H151ZM161 7H162V6H161ZM215 7L218 8V6H215ZM22 8H23V5H22ZM33 8H34V7H33ZM91 8H92V7H91ZM91 8H90V9H91ZM100 8H102V7H100ZM136 8L138 9V7H136ZM136 8H135V9H136ZM141 8H142V6L139 8V11H140V12H141V11H142L143 13H144V12H146V13L151 12L150 15H152V12H154V13H155V12L158 13L159 11H161V10H158L157 8H156V9H157V11H156V9H153V7L151 8V9H153V11H150V10L146 11V9L143 10L145 7H143L142 9H141ZM162 8H164V7H162ZM172 8H173V7H172ZM174 8H173V9H174ZM187 8H189V7L187 6ZM191 8H190V9H191ZM196 8H195V10H193L194 13L196 12ZM1 9H2V8H1ZM66 9H67V8H66ZM68 9H69V8H68ZM137 9H136V10H137ZM148 9H149V8H148ZM204 9H205V10H204ZM204 9H201V10L199 9L200 11H199L198 13H200L201 15L204 14V15H208V16H209L210 12H208L209 14L207 13V11H209V9L207 8V9H208V10H207L206 7H205ZM11 10H12V9H11ZM16 10H17V9H16ZM40 10H41V9H40ZM53 10H54V9H53ZM115 10H116V9H115ZM120 10H121V9H120ZM163 10H164V9H163ZM166 10H168V9H166ZM171 10H172V9H171ZM171 10H169L170 12H167V11H166V12H167V13H171V15H173L172 12L175 11V10H173V11H171ZM187 10H189V9H187ZM241 10H242V12H241ZM42 11H43V10H42ZM189 11H190V10H189ZM201 11H202V12L205 11L206 13H204V12L202 13ZM44 12H45V11H44ZM74 12H76V11H74ZM84 12L86 13V11H84ZM163 12H164V11H163ZM163 12H162V11L159 12L160 15H161V14L164 15ZM191 12H192V11H191ZM197 12H196V13H197ZM235 12H236V13H235ZM69 13H70V12H69ZM85 13H84V15H85ZM116 13H117V12H116ZM174 13H175V12H174ZM180 13H181V11H180ZM180 13H178V14H180ZM198 13H197V14H198ZM17 14H18V13H17ZM17 14H15V15H17ZM48 14H49V13H48ZM48 14H47V15H48ZM71 14H72V12H71ZM74 14H75V13H74ZM93 14H94V12H93ZM144 14H145V13H144ZM175 14H176V13H175ZM175 14H174V15H175ZM178 14H177V15H178ZM182 14H183V11H182ZM182 14H181V15H182ZM200 14H199V15H200ZM219 14H220V13H219ZM62 15H63V13H62ZM75 15H77V14H75ZM81 15H82V14H81ZM104 15H105V14H104ZM160 15L157 16V14H156V18H157V20H158V17H159ZM210 15H211V14H210ZM215 15H216V14H215ZM237 15H238V17H237ZM259 15H262V17H260ZM13 16H14V15H13ZM66 16H68V15H66ZM112 16H113V15H112ZM112 16H111L110 19H112ZM117 16H118V14H117ZM134 16H135V15H134ZM153 16H155V15H153ZM228 16H227V19H226V20H228V21H226V20L224 21V19H223V21H224L223 23H222V22H220V23L218 22V21H220V18H218L219 16H217V15H216L215 19L213 18L214 21H213L212 18H211V23H212V22H215L216 24L219 25V26L217 25L218 27L216 28V30L219 31V29H220V27H221L220 31L224 29V30H223V33H224L225 35H226V33L231 34V33H232V30H231V32L229 31V30H230V27H232V26H233V27H236V26H235V23H236V25H238V26H237V30L239 29V31H241L242 29L240 30V28H244V29H246L245 27L247 26L248 21H246L244 18L241 19L243 16L240 17V19L246 21V23L243 21L245 24L242 22V25H243V26L245 25L244 27H242V25H240V24H241V23H240V22H241L240 19H238V20H239V23H238V21H236V20H234V21H235V23H234V21H232V19H231V21L229 20ZM20 17H21V16H20ZM38 17H39V16H38ZM96 17H97V16H96ZM119 17H120V16H119ZM160 17H161V16H160ZM160 17H159V18H160ZM212 17H214V13H213V16H212ZM220 17H221V16H220ZM234 17H235V16H234ZM39 18H40V17H39ZM174 18H175V17H174ZM216 18L219 19V20H217ZM28 19H29V18H28ZM62 19H63V18H62ZM66 19H67V18H66ZM79 19H80V18H79ZM94 19H95V18H94ZM108 19H109V18H108ZM134 19H135V18H134ZM139 19H140V18H139ZM139 19H138V21H139ZM201 19H202V18H201ZM221 19H222V18H221ZM41 20H42V19H41ZM117 20H118V19H117ZM140 20L143 21L142 19H140ZM160 20H161V18H160ZM170 20H172V19H170ZM177 20H178V19H177ZM209 20H210V19H209ZM215 20H216L217 22H216ZM249 20H251V17H250ZM252 20H251V21H252ZM29 21H30V20H29ZM65 21H67V20L64 19V22H65ZM83 21H84V20H83ZM109 21H110V20H109ZM141 21H140V22H141ZM154 21L156 22L155 17H154ZM154 21H153V22H154ZM164 21H165V20H164ZM168 21H169V20H167V22H168ZM192 21H193V20H192ZM221 21H222V20H221ZM251 21H250V22H251ZM26 22L28 23V21H26ZM89 22H90V21H89ZM114 22H115V21H114ZM118 22H119V21H118ZM160 22H161V23H160ZM186 22H187V21H186ZM226 22H229V24H231V25H229V24L226 23ZM250 22H249V23H250ZM255 22L253 23V25L255 24ZM65 23H66V22H65ZM81 23H82V20H81ZM159 23L162 24V21H159ZM172 23H173V22H172ZM174 23L177 24L176 22H174ZM189 23H190V22H189ZM206 23H208V22H204V24H206ZM221 23H222V25H223L227 30L221 25ZM225 23L228 25L229 30H228V27L225 25ZM233 23H234V24H233ZM140 24L142 25V23H140ZM144 24H145V23H144ZM155 24H156V23H155ZM166 24H167V23H165V25H166ZM169 24H170V23H169ZM169 24H168V25H169ZM187 24H188V23H187ZM257 24H256V25H257ZM53 25H54V24H53ZM58 25H59V24H58ZM58 25H57V26H58ZM82 25H83V23H82L81 26H79V27L83 28ZM165 25H162V26L159 25V26H160V27H165V29H167L166 27H168V26H165ZM184 25H185V24H184ZM239 25H240L241 27H240ZM259 25H260V26H259ZM50 26H52V25H50ZM126 26H127V25H126ZM159 26H158V27H159ZM179 26H180V23H179ZM186 26H187V25H186ZM206 26H207V25H206ZM248 26H249V25H248ZM250 26H252V23H250ZM254 26H255V25H254ZM52 27H54V26H52ZM145 27H147V26L145 25ZM171 27H172V26H171ZM183 27H184V26H183ZM190 27H191V26H190ZM202 27H203V26H202ZM211 27H212L213 29L215 28V26H211ZM222 27H223V28H222ZM233 27H232V28H233ZM71 28H72V27H71ZM77 28H78V27H77ZM90 28H91V27H90ZM125 28H126V27H125ZM127 28H128V27H127ZM147 28H149V27H147ZM173 28H176V27H173ZM179 28H181V27H179ZM204 28H205V27H204ZM232 28H231V29H232ZM72 29H73V28H72ZM84 29H85V28H84ZM158 29H159V28H158ZM160 29H161V28H160ZM169 29L174 30V29H172V28H170V27H169ZM177 29H178V28H177ZM192 29H193V28H192ZM244 29H243V30H244ZM24 30H25V29H24ZM88 30H89V29H88ZM106 30H107V29H106ZM124 30H125V29H124ZM133 30H134V29H133ZM151 30H152V29H151ZM171 30H169V31H171ZM205 30H206V29H205ZM246 30H247V29H246ZM70 31H71V29H70ZM73 31H74V30H73ZM76 31L78 32L77 29H76ZM160 31H161V30H160ZM163 31H164V29H163ZM174 31H175V30H174ZM192 31H193V30H192ZM198 31H199V30H198ZM213 31H214V30H213ZM220 31H219V32H220ZM224 31H225V32H224ZM228 31H229V32H228ZM34 32H35V31H34ZM34 32H33V33H34ZM41 32H42V31H41ZM41 32H40V33H41ZM77 32H75V33L77 34ZM107 32H109V31H107ZM146 32H147V31H146ZM182 32H184V31H182ZM187 32H188V31H187ZM187 32H186V33H187ZM209 32H210V31H209ZM209 32H208V33H209ZM216 32H217V31H216ZM221 32H222V31H221ZM246 32L248 33L249 31H246ZM261 32H262V31H261ZM36 33H37V32H36ZM40 33H39V34H40ZM63 33H65V32H63ZM103 33H104V32H103ZM189 33H191V32H189ZM193 33H194V32H193ZM201 33H202V31H201ZM201 33H200V34L198 33V34L201 35ZM212 33H213V32H212ZM235 33L238 34L237 31H236ZM235 33H234V34L232 33L231 35H232L235 39H236V38L238 39V37H240L241 32H240L239 36L236 35ZM242 33H243V31H242ZM27 34H28V33H27ZM29 34H30V33H29ZM110 34H111V33H110ZM122 34H124V33H122ZM145 34H146V33H144V35H145ZM198 34H197V35H198ZM229 34L226 36V38L229 37ZM262 34H264V32H262ZM31 35H32V34H31ZM36 35H37V34H36ZM101 35H102V33H101ZM146 35H148V34H146ZM180 35H181V33H180ZM189 35H190V34H189ZM199 35H198L197 37H199ZM231 35H230V37H231ZM34 36H35V35H34ZM38 36H39V35H38ZM92 36H93V35H92ZM126 36H127V35H126ZM167 36H168V34H167ZM178 36H179V35H178ZM186 36H187V35H186ZM219 36H220V35H219ZM24 37H25V35H24ZM47 37H48V36H47ZM96 37H97V36H96ZM111 37H112V36H111ZM148 37H149V36H148ZM180 37H181V36H180ZM187 37H188V36H187ZM191 37H192V36H191ZM195 37H196V36H195ZM197 37H196V38H197ZM202 37H205V38H206V34H205V36H202ZM207 37H208V36H207ZM212 37H214V36H212ZM221 37H222V36H220V39H221ZM233 37H231V38H233ZM26 38H28L27 35H26ZM34 38H35V37H34ZM42 38H43V36H42ZM49 38H51V37H49ZM82 38H84V37H82ZM102 38H103V37H102ZM102 38H101V39H102ZM131 38H132V37H131ZM175 38H176V37H175ZM193 38H194V37H193ZM215 38H216V37H215ZM231 38H228V39H231ZM234 38H233V40L235 41ZM45 39H46V38H45ZM51 39H52V38H51ZM89 39H90V38H89ZM89 39H88V40H89ZM176 39H177V38H176ZM198 39H199V38H198ZM202 39H204V38H202ZM206 39H207V38H206ZM206 39H205V41H207ZM222 39H223V38H222ZM34 40H35V39H34ZM83 40H84V39H83ZM83 40H82V41H83ZM99 40H100V39H99ZM149 40H150V39H149ZM167 40H168V39H167ZM209 40H210V39H209ZM211 40H212V39H211ZM217 40H219V39H217ZM217 40L215 39L216 42H217ZM231 40H232V39H231ZM233 40H232V41H233ZM238 40H240V39H238ZM238 40L236 41V44H237ZM27 41H28V40H27ZM90 41H93V40H90ZM95 41H96V40H95ZM177 41L179 42V40H177ZM195 41H196V39H195ZM203 41H204V40H203ZM203 41H202V42H203ZM205 41H204V42H205ZM225 41L228 43L227 40H225ZM225 41H223V42H225ZM31 42H32V40H31ZM69 42H70V41H69ZM104 42H105V40H104ZM106 42H107V41H106ZM157 42H159V41H157ZM211 42H213V40H212ZM216 42H215V43H216ZM64 43H65V42H64ZM215 43H214V46L217 45L216 47H219L218 49H220L221 44H222L223 46L225 45V43H224V44L221 43V40L218 41V43H216V44H215ZM227 43H226V44H227ZM230 43L232 44V42L230 41V42L227 44V46H225V48L221 47V48L223 49V51H221V53L224 52V50L226 49V47H228V51H229V52L231 51V50H229V48L232 49V48L230 47V46H232ZM251 43H252V41H251ZM28 44H29V43H28ZM70 44H71V43H70ZM75 44H76V43H74V45H75ZM88 44H89V43H88ZM106 44H107V43H106ZM109 44H110V43H109ZM109 44H108V46H109ZM115 44H116V43H115ZM154 44H155V43H154ZM157 44H159V43H157ZM189 44H190V43H189ZM206 44H207V43H206ZM35 45H36V44H35ZM35 45H34V46H35ZM92 45H93V44H92ZM96 45H97V44H96ZM100 45H101V44H100ZM134 45H135V44H134ZM136 45H137V44H136ZM136 45H135V46H136ZM183 45H184V44H183ZM207 45L210 46V44H207ZM219 45H220V46H219ZM228 45H230V46H228ZM76 46H77V45H76ZM93 46H94V45H93ZM97 46H99V45H97ZM102 46H103V45H102ZM104 46H105V45H104ZM104 46H103V47H104ZM118 46H119V45H118ZM138 46H139V45H138ZM188 46H189V45H188ZM190 46H192V44H191ZM214 46L211 45L210 48L213 47V48L216 49V47H214ZM77 47H78V46H77ZM110 47H111V45H110ZM113 47H114V46H113ZM113 47H112V48H113ZM129 47H130V46H129ZM141 47H142V46H141ZM206 47H207V46H206ZM239 47H240V46H239ZM88 48H89V47H88ZM96 48H97V47H96ZM100 48H101V47H100ZM100 48H99V49H100ZM104 48H105V47H104ZM117 48H119V47H117ZM124 48H125V47H124ZM163 48H165V47H163ZM176 48H177V47H176ZM176 48L174 47V49H176ZM203 48H204V47H203ZM213 48H212V49H213ZM236 48H237V47H235L234 50H236ZM240 48H241V47H240ZM252 48H253V47H252ZM39 49H40V48H39ZM39 49H38V50H39ZM58 49H60V47H59ZM76 49H77V48H76ZM134 49H135V48H134ZM172 49H173V48H172ZM198 49H199V48H198ZM34 50H35V49L33 48V53H35V51H36V50H35V51H34ZM46 50H47V49H46ZM62 50H63V49H62ZM107 50H108V49H107ZM110 50H112V49L109 48V51H110ZM114 50H115V48H114ZM132 50H133V49H132ZM142 50H143V49H142ZM179 50H180V48H179ZM203 50H204V49H203ZM255 50H257V49H255ZM42 51H43V50H42ZM90 51L92 52V49H91ZM109 51H107V52H109ZM122 51H123V50H122ZM130 51H131V50H130ZM133 51H134V50H133ZM145 51H146V50H145ZM173 51H175V50H173ZM181 51H182V50H181ZM186 51H187V50H186ZM193 51H194V50H193ZM201 51H202V50H201ZM212 51H214V50H212ZM212 51L210 50V53H211L210 55H212ZM215 51H218V50H215ZM237 51H238V50H236V52H237ZM242 51H243V50H242ZM39 52H40V50H39ZM39 52H38V53H39ZM61 52H63V51H61ZM95 52H97V50H96ZM105 52H106V51H105ZM105 52H104V53H105ZM107 52H106V53H107ZM123 52H124V51H123ZM136 52H137V51H136ZM178 52H179V51H178ZM234 52H235V51H234ZM257 52H259V51L257 50ZM31 53H32V51H31ZM33 53H32V54H33ZM36 53H37V52H36ZM63 53H64V52H63ZM93 53H94V50H93ZM137 53H138V52H137ZM153 53H154V52H153ZM164 53H166V52L164 51ZM173 53H175V52H173ZM179 53H180V52H179ZM179 53H178V54H179ZM200 53H201V52H200ZM200 53H199V54H200ZM219 53H220V52H219ZM226 53H227V52H226ZM226 53H224V54H225V57H226V56L228 57V55H227ZM231 53H233V51H232ZM238 53H239V51H238ZM240 53L242 54L241 51H240ZM243 53H244V52H243ZM40 54H41V53H40ZM100 54H101V53H100ZM110 54H111V53H110ZM114 54H115V53H114ZM114 54H113V55H114ZM119 54H120V53H119ZM166 54H167V53H166ZM166 54H164V55H166ZM180 54H181V53H180ZM196 54H197V53H195V55H196ZM199 54H197L196 56H198ZM224 54H223V55H224ZM241 54H240V55H241ZM33 55H34V54H33ZM38 55H39V54H38ZM115 55H117V57L120 56V55H118V54H115ZM115 55L112 56V57H115ZM123 55H124V54H123ZM125 55H126V54H125ZM130 55H131V54H130ZM133 55H134V54H133ZM170 55H171V54H170ZM183 55H185V53H183ZM214 55H215V54H214ZM214 55H213V56H214ZM231 55H234V56H235L234 53L231 54ZM231 55H230V56H231ZM242 55H243V54H242ZM253 55H254V54H253ZM256 55L258 56V54H256ZM256 55H254V56H256ZM42 56H43V55H42ZM42 56H41V58H42ZM110 56H111V55L108 54V57H110ZM171 56H172V58H173V55H171ZM174 56H175V55H174ZM179 56H180V55H179ZM181 56H182V55H181ZM245 56H246V55H245ZM260 56H261V55H260ZM260 56H259V57H260ZM31 57H32V56H31ZM106 57H107V56H106ZM117 57H116V58H117ZM123 57H124V56H123ZM129 57H130V56H129ZM132 57H134V56H132ZM220 57L223 58L222 56H220ZM225 57H224V58H225ZM231 57H232V56H231ZM231 57H230V58H231ZM235 57H236V56H235ZM242 57H244V56H242ZM33 58H34V57H33ZM39 58H40V57H39ZM126 58H127V56H126ZM157 58H158V57H157ZM172 58H171V59H172ZM178 58H179V57H178ZM183 58H185V57H183ZM183 58H182V60H184ZM193 58H195V57H193ZM196 58H197V57H196ZM209 58H210V57H209ZM228 58H229V57H228ZM236 58H237V57H236ZM239 58L241 59V56H240ZM239 58H238V59H239ZM244 58H245V57H244ZM244 58H243V59H244ZM260 58H261V60H262V58H264V57H260ZM53 59H54V58H53ZM108 59H109V58H108ZM158 59H159V58H158ZM168 59H169V58H168ZM175 59H177V58H175ZM179 59H180V58H179ZM179 59H178V61H179ZM198 59H199V56H198ZM210 59L212 60L213 58L211 57ZM210 59H209V61H210ZM215 59H220V58H215ZM215 59H214L215 63H214V61H213V62L211 61L212 63H214L213 65L215 66V64H216V67L218 66L219 68H220V67L223 68V67H224L223 64H220V63H219L220 61H219V62H218L219 65H217V61H218V60H215ZM225 59H226V58H225ZM225 59H224V60H225ZM238 59H237V60H238ZM247 59H248V58H247ZM258 59H259V58H258ZM38 60H40V59H38ZM38 60H37V61H38ZM54 60H56V59H54ZM105 60H106V58H105ZM116 60L118 61V60H121V59H116ZM116 60H115V61H116ZM131 60H132V59H131ZM160 60H162V59L160 58ZM160 60H159V62H160ZM188 60H189V59H188ZM192 60H193V59H192ZM196 60H197V59H196ZM224 60H223V61H224ZM231 60H232V59H231ZM233 60H234V59H233ZM237 60H236V62L238 63L239 60H238V61H237ZM259 60H260V59H259ZM259 60H258V61H259ZM74 61H75V59H74ZM170 61H171V60H170ZM180 61H181V60H180ZM180 61H179V62H180ZM185 61H186V60H185ZM209 61H208V62H209ZM228 61H229V60H228ZM243 61H246V60H242V62H243ZM253 61H254V60H253ZM43 62H44V61H43ZM46 62H47V61H46ZM46 62H44V63H46ZM56 62H58V60H57ZM94 62H95V61H93V63H94ZM107 62H108V61H107ZM120 62H121V61H120ZM132 62H133V61H132ZM162 62H163V60H162ZM211 62H210V64H212ZM40 63H41V61H40ZM59 63H60V62H59ZM61 63H63V62H61ZM64 63H66V62H64ZM96 63H97V62H96ZM144 63H145V62H144ZM172 63H173V62H172ZM232 63H233V62H232ZM232 63H231V64H232ZM234 63H235V60H234ZM249 63H251V60H250ZM259 63H260V62H259ZM261 63H262V61H261ZM261 63H260V64H261ZM235 64H236V63H235ZM238 64H241V62L238 63ZM238 64H237V65H238ZM243 64H244V63H243ZM246 64H247V63H246ZM252 64H253V63H252ZM254 64L257 65L258 63H256V62L254 61ZM42 65H43V64H41V66H42ZM44 65H45V64H44ZM57 65H58V63H57ZM92 65H93V64H92ZM95 65H96V64H95ZM136 65H137V64H136ZM138 65H139V64H138ZM138 65H137V66H138ZM143 65H144V64H143ZM180 65H181V64H180ZM233 65H234V64H233ZM233 65H232V66H233ZM45 66H46V65H45ZM173 66H176L175 62H174V65H173ZM197 66H198V65H197ZM201 66H202V65H201ZM206 66H208V65H205V64H204V66H203V67H205V70H207V69L209 68V67H207V69H206ZM222 66H223V67H222ZM234 66H235V65H234ZM234 66H233V69H234ZM253 66H254V65H253ZM258 66H259V65H257V67H258ZM43 67H44V66H43ZM81 67H82V66H81ZM92 67H93V66H92ZM92 67H91V68H92ZM96 67H97V66H96ZM98 67H99V66H98ZM102 67H103V65H102ZM104 67H105V66H104ZM133 67H134V66H133ZM146 67H147V66H146ZM176 67H177V66H176ZM178 67H179V66H178ZM178 67H177V68H178ZM186 67H188V66H186ZM199 67H200V66H198L197 68H199ZM236 67H237V66H236ZM251 67H252V66H251ZM254 67H255V66H254ZM257 67H256V68H257ZM260 67H261V68H264V64L260 65L259 68H260ZM9 68H10V67H9ZM11 68H12V67H11ZM47 68H48V67H47ZM58 68H59V67H58ZM75 68H76V67H75ZM87 68H88V67H87ZM89 68H90V67H89ZM93 68H94V67H93ZM119 68H120V66H119ZM138 68H139V67H138ZM140 68H141V67H140ZM144 68H145V67H144ZM148 68H150V67H148ZM155 68H156V67H155ZM180 68L182 69V67H180ZM213 68H214V67H213ZM213 68H212V70H211V71H213V75L209 73V71H210L209 69H211V68H209L208 71H207V72H208L207 77H206L205 75H204V76H201V78L198 76V77L201 79V81L199 82V83H201V84H199V87H198L199 90H195V92H193L194 89H190V90H189L190 93H189V92L187 93V90L184 89V88H187V86H188V88H190V87H192V86L186 84L187 86L184 87V88H182V89H183L182 91L186 90V94H185V95H189V97L193 96V98L198 99V98H199L198 96H201V92H207V91H200V90H202V88H203V87L201 88L200 86H201L202 84H204V83H202V81H203L204 79H207V81H208V78L211 77L210 75H212V78L214 79V73H215V70L217 71V73H215V75L220 73L219 75L221 76V74H222L221 71H219V69L217 70V69H215V68L213 69ZM256 68H255V69H256ZM261 68H260V69H261ZM0 69L2 70V69H4V68L1 67ZM77 69H79V68H77ZM80 69H83V68H80ZM80 69H79V70H80ZM84 69H85V68H84ZM98 69H99V68H97V70H98ZM100 69H101V67H100ZM102 69H103V68H102ZM107 69H108V68H107ZM153 69H154V68H153ZM235 69H238V68H235ZM239 69H240V68H239ZM5 70H6V67H5ZM10 70H11V69H10ZM17 70H18V69H17ZM32 70H33V69H32ZM54 70H55V69H53V74H54ZM85 70H86V69H85ZM105 70H106V67H105ZM147 70H148V69L146 68V71H147ZM262 70H264V69H262ZM6 71H7V70H6ZM55 71H56V70H55ZM95 71H96V70H95ZM99 71H100V70H99ZM111 71H112V70H111ZM182 71H184V70H182ZM198 71H200V68H199ZM235 71H236V70H235ZM240 71H241V70H240ZM2 72H3V71H2ZM4 72H5V71H4ZM18 72H19V71H18ZM28 72H29V71H28ZM28 72H27V73H28ZM30 72H31V71H30ZM30 72H29V76H30V74H31V78H32V75H34V72H33V73H30ZM93 72H94V71H93ZM102 72H103V71H102ZM126 72H127V71H126ZM140 72H141V71H140ZM148 72H149V71H148ZM157 72H158V71H157ZM164 72H165V71H164ZM184 72H185V71H184ZM236 72H237V71H236ZM259 72H260V71H259ZM9 73H10V72H9ZM12 73H13V72H12ZM15 73L17 74V72H15ZM20 73H21V72H20ZM27 73H26V74H27ZM35 73H36V72H35ZM103 73H104V72H103ZM109 73H110V72L108 71L107 74H109ZM123 73H124V72H123ZM166 73H167V72H166ZM23 74H24V73H23ZM55 74H57V73H55ZM92 74H93V73H92ZM117 74H118V73H117ZM125 74H126V73H125ZM141 74H142V73H141ZM143 74H144V73H143ZM149 74H150V73H149ZM161 74H162V73H161ZM191 74H192V73H191ZM196 74H199V72H198V73L196 72ZM209 74H210V75H209ZM104 75H105V74H104ZM121 75H122V74H121ZM200 75H201V72H200ZM219 75H216V76L218 77V79H219V78L222 79L221 77L224 75V73H223V75H222L221 77H220ZM225 75H226V74H225ZM225 75H224V76H225ZM5 76H8V75H5ZM9 76H10V74H9ZM13 76H14V75H13ZM71 76H72V75H71ZM108 76H109V75H108ZM123 76H125V75H123ZM127 76H128V75H127ZM130 76H131V75H130ZM144 76H145V75H144ZM208 76H209V77H208ZM224 76H223V77H224ZM262 76H264V75H262ZM10 77H11V76H10ZM35 77H36V76H35ZM38 77H39V76H38ZM43 77H44V76H43ZM72 77H73V76H72ZM118 77H119V76H118ZM120 77H121V76H120ZM148 77H149V76H148ZM163 77H164V76H163ZM225 77H227V79H226ZM225 77H224V78H225L226 80H225V79H223L222 81L220 80L221 83H219V82H217V81L214 82V80H217V78H215V79L213 80V83H215V85H216L217 87H218V86H221L222 84H224V83H226V82H227V83H232L231 85L237 86V84L235 85V83H233L234 81H232V79H231L232 77L227 76V75H226ZM229 77H230L231 81L229 80ZM18 78H19V77H18ZM18 78H16V79H18ZM36 78H37V77H36ZM59 78H60V77H59ZM62 78H63V76H62ZM70 78H71V77H70ZM112 78H114V76H113ZM164 78H165V77H164ZM169 78H170V77H169ZM212 78L209 79L208 82L212 81ZM13 79H15V77H14ZM13 79L10 78V80H13ZM16 79H15V81H16ZM27 79H28V77H27ZM27 79H26V80H27ZM41 79H42V78H41ZM41 79H40V80H41ZM48 79H49V78H48ZM63 79H64V78H63ZM109 79H110V78H109ZM115 79H116V78H115ZM115 79H114V81H115ZM120 79H121V78H120ZM202 79H203V80H202ZM241 79H242V78H241ZM244 79H245V78H244ZM244 79H242V81H243ZM246 79H247V77H246ZM261 79H264V78H261ZM19 80H22V79H19ZM33 80H34V78H33ZM44 80H45V79H44ZM74 80H75V79H74ZM87 80H88V79H87ZM87 80H86V81H87ZM111 80H113V79H111ZM168 80H169V79H168ZM173 80H174V79H173ZM176 80H178V79H176ZM176 80H175V81H176ZM224 80H225V82H224ZM227 80H228V81H227ZM28 81H29V80H28ZM34 81H36V83H37L38 80L35 79ZM47 81H48V80H47ZM65 81H66V80H65ZM70 81H71V80H70ZM76 81H77V79H76ZM81 81H83V80H81ZM81 81H79V82H81ZM114 81H113V82H114ZM155 81H156V80H155ZM165 81H166V80H165ZM171 81H172V79H171ZM178 81H179V80H178ZM178 81H177V82H178ZM205 81H206V80H204V82H205ZM229 81H230V82H229ZM246 81H247V80H246ZM30 82H31V81H30ZM38 82H39V81H38ZM49 82H50V81H49ZM52 82H53V81H52ZM66 82H67V81H66ZM109 82H110V80H109ZM117 82H118V81H116V83H117ZM121 82H122V81H121ZM177 82H176V83H177ZM258 82H259V81H258ZM31 83H35V82H31ZM50 83H51V82H50ZM57 83H58V82H57ZM72 83H73V82H72ZM90 83H91V82H90ZM122 83H123V82H122ZM125 83H126V82H125ZM176 83L174 82L173 84H176ZM182 83H183V82H182ZM185 83H186V82H185ZM210 83H211V82H210ZM217 83H219V85H218ZM256 83H257V82H256ZM37 84H38V83H37ZM41 84H42V83H41ZM69 84H70V87H71L72 84H71V83H69ZM74 84H75V83H74ZM110 84H111V83H110ZM171 84H172V83H171ZM245 84H246V83H244V85H245ZM16 85H17V84H16ZM29 85H30V84H29ZM31 85H32V84H31ZM31 85H30V88H31ZM33 85H35V84H33ZM42 85H43V84H42ZM140 85H141V84H140ZM179 85H180V83H179ZM226 85H227V84H224L225 88H224V86H223L222 88L218 87V89H220V91H221V89L224 88L223 91H226V90H225V89H227V88H226ZM228 85H229V84H228ZM231 85H229V86H231ZM258 85H259V84H258ZM258 85H257V86H258ZM261 85H264V84H260V86H261ZM18 86H19V85H18ZM35 86H36V85H35ZM35 86H32V87L35 88ZM47 86H48V85H46V88H47ZM49 86H50V85H49ZM87 86H88L87 88L90 87L88 84H87ZM91 86H93V85H91ZM112 86H115V85L113 84ZM138 86H139V84H138ZM175 86H176V85H175ZM189 86H190V87H189ZM229 86H228V88H229ZM234 86H233V87H234ZM253 86H254V85H253ZM255 86H256V85H255ZM72 87H73V86H72ZM72 87H71L70 89H73ZM115 87H116V86H115ZM117 87H118V86H117ZM117 87H116V88H117ZM178 87H179V86H177L176 89H177ZM231 87H232V86H231ZM242 87L244 88V86H242ZM246 87H247V86H246ZM34 88H31V89H34ZM65 88H66V87H65ZM90 88H94V87H90ZM118 88H119V87H118ZM127 88H128V87H127ZM193 88H194V87H193ZM237 88H241V87L238 86V87H236V89H234V88H231V89H234L235 91H237ZM31 89H30V90H31ZM141 89H142V88H141ZM173 89H175V88H173ZM215 89H217V88H215ZM251 89H252V90H251ZM253 89H254V87H253V88L250 87V91H249L248 87H247V89H244V91L247 90V92H249V93H246V91H245V94H246L247 97H248V95L251 96L252 94H254L255 92L258 91L256 88H255V89H256L257 91H256L255 89H254V90H253ZM258 89H259V88H258ZM78 90H79V89H78ZM88 90H89V89H88ZM118 90H120V88H119ZM138 90H139V89H138ZM143 90H144V89H143ZM192 90H193V91H192ZM238 90H239V89H238ZM31 91H32V90H31ZM115 91H116V90H115ZM115 91H114V92H115ZM121 91H122V89H121ZM140 91H141V90H140ZM144 91H145V90H144ZM198 91H199V92H198ZM210 91H211V88H210ZM235 91H231V92H234V94H235ZM242 91H243V90H241V92H242ZM253 91H255V92L253 93ZM35 92H36V91H34V93H35ZM41 92H42V91H41ZM81 92H84V90H83V91L81 90ZM81 92L79 91V93H81ZM137 92H138V91H137ZM137 92H136V93H137ZM147 92H148V91H146V93H147ZM214 92H215V91H214ZM238 92H239V91H238ZM250 92H251V94H250ZM0 93H1V90H0ZM32 93H33V91H32ZM34 93H33L32 95H34ZM46 93H49V92L46 91ZM51 93H53V91H52ZM51 93H49V94H51ZM55 93H56V92H55ZM79 93H78V94H79ZM86 93H87V92H86ZM94 93H95V92H94ZM129 93H130V92H129ZM139 93H140V92H139ZM144 93H145V92H144ZM150 93H151V92H150ZM153 93H154V92L151 93L152 97H154V96H153ZM184 93H185V91H184ZM191 93H193L194 95H195L196 93H198V94L200 93V94H199V95L197 94V95H198V96H197L198 98H197V97H195L196 95H195V96H194V95H191V96H190ZM207 93L209 94V91H208ZM225 93H226V92H225ZM225 93H224V94H225ZM239 93H240V92H239ZM239 93H238V94H239ZM242 93H243V92H242ZM2 94H3V93H2ZM142 94H143V93H142ZM147 94H148V93H147ZM202 94H203V93H202ZM204 94H205V93H204ZM208 94H207V96H208ZM212 94H213V93H212ZM215 94H216V93H215ZM228 94H229V93H228ZM243 94H244V93H243ZM0 95H1V94H0ZM37 95H38V93H37ZM56 95H58V94H56ZM65 95H66V94H65ZM65 95H64V96H65ZM68 95H69V94H68ZM79 95H81V94H79ZM83 95H85V94H82V99L79 98V96L77 95V96H78V99L83 100V99H84V98H83ZM96 95H97V94H96ZM119 95H120V94H119ZM121 95H122V94H121ZM131 95H132V94H131ZM149 95H150V94H149ZM149 95H147L148 98L151 96V95H150V96H149ZM209 95H210V94H209ZM217 95H218V94H217ZM231 95H233V93H232ZM240 95H242V94L240 93V94L238 95V97H239ZM41 96H42V95L40 94L39 97H41ZM47 96H48V95H47ZM49 96H51V95H49ZM64 96H63V97H64ZM92 96H93V95H92ZM97 96H98V95H97ZM107 96H108V95H107ZM176 96H177V95H176ZM242 96H243V95H242ZM254 96H255V97L257 96L258 99H259V101H255V102H257L258 104H255V105H254V111H253V110H250V111L254 112V114H252V113H251V114H252V115H255V116L250 117L251 115H249L250 118L247 119V120H246L245 116L242 117L243 115H246L247 113L250 114V111H249V110L246 112V114H245V113L242 114V113L239 111V112H238L239 115L242 114V115H240V118L238 117L239 115H238V113H237L236 111H235V113L232 112V116H233V118H234V116L236 115L237 117L235 116L234 119L239 118L240 120H241L242 118H243V119L245 118L244 120H246V122L250 120V121L247 122V123H250V122H251V123H255V122H256L257 125H256V124H253V125H256L257 128H261V131H264V112H262V111H264V91L260 90V91H258L257 95H256V93H255ZM30 97H31V94H30ZM33 97H34V96H33ZM39 97H37V98L35 97L34 99H37V101H40L41 98H40V100H38ZM52 97L55 98L54 95H53ZM52 97H51V98H52ZM100 97H101V96H100ZM121 97H122V96H121ZM123 97H124V96H123ZM133 97H134V96H133ZM143 97H144V95H143ZM155 97H157V96H155ZM166 97H167V96H166ZM186 97H188V96H186ZM186 97H185V98H186ZM203 97H205V95H203ZM209 97H210V100H211V97H212V96H209ZM209 97H208V98H209ZM214 97H215V95H214ZM234 97H235V96H234ZM255 97H253V98H251V99H250V97H249V98L247 99V101H248V102H250L249 100L254 101ZM257 97H256V99H257ZM66 98H67V96H66ZM75 98H76V97H75ZM94 98H96V97H94ZM140 98H141V97H140ZM193 98H190V99H193ZM208 98H207V99H208ZM212 98H213V97H212ZM241 98H242V100H241ZM245 98H246V97H245ZM17 99H18V98H17ZM19 99H21V98H19ZM73 99H74V98H73ZM128 99H129V98H128ZM154 99H155V98H154ZM187 99H189V98H187ZM207 99H206V100H207ZM217 99H218V100L216 101V103H217V102H219V103H218V104L215 103V104L218 105L219 107H226V110H227L228 107H227V105L225 104V103H227V102H225V103L222 102V98H221V99H220V98H217ZM42 100L44 101V99H42ZM42 100H41V101H42ZM67 100H68V99H67ZM105 100H106V99H105ZM109 100H111V98H110ZM166 100H167V99H166ZM168 100H169V99H168ZM200 100H202V96L200 97ZM200 100L198 99L197 102H199V103H203V102H201ZM204 100H205V99L203 98L202 101H204ZM235 100H236V98H235ZM31 101H32V100H31ZM76 101H77V99H76ZM78 101H79V100H78ZM89 101H91V100H89ZM106 101H108V99H107ZM127 101H129V100H127ZM130 101H132V100L130 99ZM169 101H170V100H169ZM191 101H192V100H191ZM211 101L214 102L213 100H211ZM226 101L229 102V99H228V100L226 99ZM241 101H242V103H241ZM243 101H244V103H243ZM2 102H4V101H2ZM63 102H64V101H63ZM63 102H61V103H63ZM67 102H69V101H67ZM67 102H64V103H67ZM71 102H73V101H71ZM79 102H80V101H79ZM91 102H92V101H91ZM99 102H100V99H99ZM104 102H105V101H104ZM172 102H175V105H176L177 102L173 99V101H171V103H170L171 107H168V108H171V109H172L173 113H174V111H175V108H176V109L178 108V109H177V112L175 111V113H178V110H179L181 113H184V111H185L186 109H187V110L189 109L187 105H186V106H187L186 109H185L184 107H182V108H181V107H178V105H176V106L174 105V106H173V103H172ZM189 102H190V101H189ZM205 102H206V101H205ZM220 102H222L221 105H219ZM230 102H231V101H230ZM20 103H21V101H20ZM80 103H81V102H80ZM105 103H106V102H105ZM136 103H137V102H136ZM136 103H135V101H134V105H137L139 102H138L137 104H136ZM145 103H146V102H145ZM166 103H167V102H166ZM223 103H224L225 105H224ZM231 103H233V102H231ZM237 103H238V104H237ZM237 103H235V104L233 103V106L235 105V107H236V106L239 105V103H241V104H245V103H246V99H244L243 97L240 96V101L237 102ZM5 104H6V103H5ZM22 104H23V103H22ZM68 104H69V103H68ZM85 104H86V103H85ZM85 104H84V105H85ZM90 104H91V103H90ZM109 104H110V103H109ZM131 104H133V103H131ZM131 104H130V105H131ZM162 104H163V102H162ZM178 104L181 105V103L179 102V100H178ZM182 104H183V103H182ZM187 104H188V103H187ZM1 105H2V103H1ZM1 105H0V106H1ZM45 105H46V102H45ZM69 105H70V104H69ZM91 105H92V104H91ZM106 105H107V103H106ZM111 105H112V104H111ZM124 105H127V104H124ZM143 105H144V104H143ZM180 105H179V106H180ZM203 105H204V103H203ZM203 105H202V108H203V109H204V107H208V106H206V104H205L204 106H203ZM222 105H223V106H222ZM2 106H3V105H2ZM4 106H5V105H4ZM9 106H10V105H9ZM16 106H17V105H16ZM65 106H66V104H65ZM96 106H97V105H96ZM96 106H94V108H95ZM99 106H100V105H99ZM109 106H110V105H109ZM127 106H129V105H127ZM138 106H139V105H137V107H138ZM144 106H145V105H144ZM172 106H173V107H172ZM182 106H183V105H182ZM195 106H196V104H195ZM230 106H231V105H230ZM5 107H6V106H5ZM49 107H50V106H48V108H49ZM52 107H53V109H54V106H52ZM72 107H73V105H72ZM89 107H91V106H89ZM110 107H112V106H110ZM115 107H116V106H115ZM122 107H123V106H122ZM125 107H126V106H125ZM129 107H130V106H129ZM163 107H164V108H163ZM163 107H162V108L164 109V111H166V114L163 113L164 111L159 110V111H161V113H163V114L161 115V117H163V115L165 114V115H167V117L169 118V119H168L166 116L163 117V119H165V118L167 119V120H165L166 123H169V122L171 123V121L173 122V117L176 116L175 113L173 114L171 111H169L170 109H169V110H166L164 104H163ZM174 107H175V108H174ZM198 107H199V106H198ZM2 108H3V107H2ZM6 108H7V107H6ZM16 108H17V107H16ZM16 108H15V109H16ZM45 108H46V107H45ZM70 108H71V107H70ZM92 108H93V106H92ZM135 108H136V107H135ZM180 108L183 109V112H182V110H181ZM199 108H200V107H199ZM199 108H198V109H199ZM208 108H209V107H208ZM216 108H217V107H216ZM231 108H232V107H230V109H231ZM12 109H13V108H12ZM32 109H33V108H32ZM46 109H47V108H46ZM49 109H50V108H49ZM51 109H52V108H51ZM96 109H97V107H96ZM99 109H100V108H99ZM104 109H109V108L106 107V108H104ZM104 109H102V110H104ZM113 109H114V107H113ZM116 109H117V108H116ZM133 109H134V108H133ZM133 109H132V110H133ZM137 109H138V108H137ZM203 109H202V111H203ZM218 109H220V110L223 111L222 108H218ZM224 109H225V108H224ZM230 109H229V110H230ZM1 110H2V109H1ZM4 110H5V109H4ZM13 110H14V109H13ZM21 110H22V109L20 108V109H18L17 112H20ZM34 110H35V109H34ZM127 110H128V109H127ZM127 110H126V111H127ZM129 110H130V109H129ZM144 110H145V108H144ZM157 110H158V109H157ZM189 110H190V109H189ZM205 110H206V109H205ZM212 110H213V109H212ZM261 110H262V111H261ZM6 111H8V110H6ZM22 111H23V110H22ZM31 111H32V110H31ZM48 111H50V110H48ZM48 111H47V112H48ZM67 111H68V110H67ZM96 111H98V110H96ZM119 111H120V110H119ZM134 111H135V110H134ZM139 111H140V110L138 109V112H137V113H138V114L140 113V114H139L140 116H139V115H136V114H135V115L140 117V118H139L140 121H143L144 118H143V120H141L142 117H143V116H142V113L145 112V111H143V112H142V111L139 112ZM190 111H191V110H190ZM190 111H185V113L188 114V112H190ZM206 111H207V110H206ZM224 111H225V110H224ZM224 111H223V112H224ZM14 112H15V111H14ZM51 112H53V111H51ZM51 112H50V113H51ZM128 112H130V111H128ZM128 112H127V113H128ZM168 112H171V115H170V113L168 114ZM180 112H179V114H181ZM207 112H208L209 114H211L210 117H212V115H213V117L215 116V111H214V110H213V111H209V110H208ZM211 112H212V113H211ZM24 113H25V112H24ZM27 113H29V112H27ZM31 113H32V112H30L29 114L31 115ZM68 113H69V112H68ZM121 113H122V112H121ZM145 113H146V112H145ZM145 113H144L143 115H145ZM153 113H154V111H153ZM159 113H160V112H158V114H159ZM161 113H160V114H161ZM185 113H184V114H185ZM213 113H214V114H213ZM216 113H217V111H216ZM224 113H225V114H224L223 116H225V115L227 116L226 113H229V115H230V116H229V119H230V117H231V114H230L231 111L228 112V110H227V111H225ZM2 114H3V111H2ZM5 114H6V113H5ZM15 114H16V113H15ZM22 114H23V113H22ZM34 114L36 115L35 112H34ZM103 114H105V113L103 112ZM119 114H120V112H119ZM131 114H132V113H131ZM172 114H173V115H172ZM184 114H182V115L184 116ZM187 114H186V115H187ZM233 114H234V115H233ZM248 114H247V115H248ZM26 115H27V114H26ZM30 115H29V116H30ZM32 115H33V114H32ZM32 115H31V116H32ZM35 115H33L34 118H33V117H30V118L35 119ZM73 115H74V114H73ZM78 115H79V114H78ZM98 115H99V112H98ZM106 115H107V114H106ZM117 115H118V114H117ZM168 115H169V116H168ZM186 115H185L184 117H186ZM197 115H198V113H197ZM17 116H20V114H19V115L17 114ZM27 116H28V115H27ZM104 116H105V115H104ZM104 116H102V118H103ZM123 116H124V115H123ZM141 116H142V117H141ZM154 116H155V115H154ZM157 116H158V115H157ZM159 116H160V115H159ZM170 116H172V117H170ZM188 116H190V115H188ZM205 116H206V115H205ZM15 117H16V116H15ZM22 117H24V115H23ZM36 117L38 118L39 116L37 115ZM41 117H42V116H41ZM57 117H58V116H57ZM108 117H109V116H108ZM145 117H146V116H145ZM161 117H157V118L159 119V122H160V118H161ZM190 117H191V116H190ZM202 117H203V116H202ZM216 117H218V116L216 115ZM216 117L213 118V119H215V121L211 118V120H209L208 122L206 121V123H205V120L203 119L204 122H203V125H202L204 131H207V129L211 131V132H210V131H207L208 134L211 135V136L208 135V136H209V139H210L211 137H214V138L216 137V140H215V141H217V137H219V135H218V136H215L217 133H218V134L220 133V134H222V135L225 134V130L222 129L224 126L221 127V126L224 124V123L222 124L223 121L221 122V121L218 120ZM253 117H254V118H253ZM28 118H29V117H28ZM39 118H40V117H39ZM110 118H111V117H110ZM125 118H126V117H125ZM146 118H147V117H146ZM170 118H172V119H170ZM176 118H178V117H176ZM186 118H188V117H186ZM233 118H231V120H232ZM252 118H253V119H252ZM41 119H42V118H41ZM103 119H104V118H103ZM188 119H189V118H188ZM219 119H221V118L219 117ZM26 120L28 121L27 118L25 119V121H26ZM42 120H44V119H42ZM50 120H51V118H50ZM59 120H61V119H59ZM106 120H107V119H106ZM106 120H105V121H106ZM131 120H132V119H131ZM131 120H128V121H131ZM139 120H138V117H137V121H139ZM146 120H149V119L147 118ZM146 120H144V121L146 122ZM174 120H175V118H174ZM178 120H180V119L178 118ZM190 120H191V119H190ZM212 120H213V121H212ZM216 120L220 122V125H221V126H220V125H216V124H219V122H216ZM231 120H230V121H231ZM237 120H238V119H237ZM244 120H243V122H241L242 120H241V121L238 120V122L235 121V122L237 123V124L235 123L236 125L233 124L234 122H233L231 125H230V123H227V124L225 123V124H226V125L229 124V126H228V128H229V127H233V126H234V127L238 126V123L240 122V123H239V127H237V128H240L241 123L243 124V127H244L245 124L247 125V123H246ZM98 121H99V120H98ZM108 121H109V119H108ZM108 121H106V122H108ZM123 121H124V120H123ZM133 121H134V119H133ZM140 121H139V122H140ZM176 121H177V119H176ZM193 121H194V120H193ZM193 121L191 120V122H193ZM211 121L214 122L215 125L213 124V126H210V125H209V122H210V124H211V123H212ZM230 121H229V122H230ZM232 121H233V120H232ZM38 122H40V120H39ZM43 122H45V121H43ZM46 122L48 123L49 121H46ZM46 122H45V123H46ZM55 122H56V121H55ZM102 122H103V120H102ZM145 122H144V123H145ZM147 122H148V121H147ZM150 122H151V121H150ZM156 122H157V121H156ZM156 122H155V123H156ZM159 122H158V123H159ZM162 122H164V120H163ZM191 122H190V123H191ZM198 122H199V120H198ZM225 122H226V121H225ZM244 122H245V124H244ZM0 123H1V122H0ZM2 123H3V122H2ZM4 123H5V122H4ZM45 123H44V124L42 123V125L44 126L43 129H44L47 125H49V126H48V128H49V127H50V124H47V123H46V126H45ZM49 123H50V122H49ZM67 123H68V122H67ZM67 123H66V124H67ZM80 123H81V122H80ZM91 123H92V120H91ZM136 123H137V122H136ZM140 123H141V122H140ZM160 123H161V122H160ZM164 123H165V122H164ZM170 123H169V124H170ZM193 123H194V122H193ZM5 124H6V123H5ZM5 124H4V125H5ZM34 124L37 125L36 123H34ZM78 124H79V123H78ZM78 124H77V125H78ZM95 124H96V123H95ZM99 124H100V123H99ZM109 124H110V123H109ZM109 124H108V125H109ZM137 124H138V123H137ZM141 124H142V123H141ZM148 124H149V123H148ZM201 124H202V123H201ZM225 124H224V125H225ZM10 125H11V124H10ZM21 125H22V124H21ZM21 125L19 124V126H21ZM32 125H33V123H32ZM35 125H34V126H35ZM53 125H54V124H53ZM55 125H56V124H55ZM69 125H70V124H69ZM82 125H83V124H82ZM86 125H88V124H86ZM86 125H85V126H86ZM102 125H103V124H102ZM155 125H156V124H155ZM165 125H166V127H167V129H168V126H169V125H168V124H165ZM170 125H171V124H170ZM204 125H206V128L204 127ZM232 125H233V126H232ZM246 125H245V126H246ZM6 126H7V125H6ZM24 126H25V129L29 130V128H30L29 126H30V125L27 126L28 128H26V125H24ZM24 126H23V127H24ZM39 126H40V123H39ZM73 126H74V125H73ZM85 126H84V127H85ZM92 126H93V125H92ZM92 126H91V128H92ZM95 126H97V125H95ZM103 126H104V125H103ZM153 126H154V125H153ZM188 126H189V125H188ZM215 126H218V128L215 129ZM219 126H220V127H219ZM249 126H250V124H249L248 126H246V127L250 128ZM65 127H66V126H65ZM68 127H69V126H68ZM71 127H72V125H71ZM76 127H77V126H76ZM99 127H102V126L99 125ZM99 127H93L92 130H95L94 128H97V129H98ZM109 127H110V126H109ZM156 127H157V129H158V125H156ZM234 127H233V128H234ZM243 127H241V128L243 129ZM246 127H245V128H246ZM251 127H252V126H251ZM35 128H36V126H35ZM86 128H89V127H86ZM107 128H108V126H107ZM107 128H106V129H107ZM111 128H112V127H111ZM111 128H110L109 130H112ZM126 128H127V127H126ZM151 128H152V127H151ZM22 129H23V128H22ZM40 129L43 130V129H42V126H40ZM57 129H58V128H57ZM57 129H56V130H57ZM76 129H78V128H76ZM97 129H96V130H97ZM101 129H102V128H101ZM114 129H115V128H114ZM114 129H113V130H114ZM159 129H160V128H159ZM169 129H170V128H169ZM212 129L217 130V131H215V132H217V133H214L215 135H214V134H211V133H212ZM218 129H219V130H220V129L223 130L224 133H222L221 131L219 132ZM230 129H231V128H230ZM252 129H253V128H252ZM23 130H24V129H23ZM41 130H40V131H41ZM103 130H104V132H105V129H103ZM116 130H117V129H116ZM171 130H172V129H171ZM196 130H198V132L201 131V130L197 129V126H196ZM234 130H236V129H234ZM234 130H233V129L230 130V134H231V136H232ZM243 130H244V129H243ZM245 130H246V133H247V132L250 133L247 129H245ZM49 131H50V130H49ZM62 131L65 132L66 130H62ZM75 131H76V130H75ZM97 131H98V130H97ZM172 131H174V130H172ZM181 131H182V130H181ZM194 131H195V130H194ZM228 131H229V129H228ZM232 131H233V132H232ZM2 132H4V131H2ZM44 132H45V131H44ZM50 132H51V131H50ZM52 132H54V131H52ZM76 132H77V131H76ZM76 132H75V133H76ZM98 132H99V131H98ZM102 132H103V131H102ZM127 132H128V131H127ZM131 132H132V131H131ZM175 132H176V131H175ZM179 132H180V130H179ZM179 132H177V134H178ZM182 132H183V131H182ZM198 132L196 131V133H197L198 135H197L196 133H194V134L197 135V136H199V134H201V133H198ZM207 132H206V133H207ZM209 132H210V133H209ZM236 132H237L236 134L238 135V132H239V131L236 130ZM253 132H256V130L253 131ZM253 132H252V133H253ZM0 133H1V132H0ZM107 133H108V132H107ZM110 133H111V132H110ZM110 133H109V134H110ZM115 133H116V132H115ZM117 133H118V132H117ZM117 133H116V134H117ZM140 133H141V132H140ZM142 133L145 134L146 132H145V133L142 132ZM239 133H240V132H239ZM243 133H245V131H244ZM248 133H247V134H248ZM252 133H251V134H252ZM62 134H64V133H62ZM102 134H103V133H102ZM109 134H107V135H105V136H108ZM112 134H113V133H112ZM128 134H129V133H128ZM180 134H181V133H180ZM228 134H229V133H227V135H228ZM247 134H246V135H247ZM31 135H32V134H31ZM173 135H175V134H173ZM212 135H214V136H212ZM233 135H234V134H233ZM242 135H243V134H242ZM242 135H240L241 137L238 135V137H240V138L243 139ZM255 135H256V134H255ZM56 136H57V135H56ZM60 136H61V135H60ZM77 136H78V135H77ZM105 136H104V138H105ZM144 136H145V135H144ZM177 136H178V135H177ZM177 136H172V137H177ZM184 136L186 137V135H184ZM189 136H191V135H189ZM189 136L187 137L188 140L186 139V140H187L186 142L191 143V140H192L194 137L191 136L192 139H191V138L189 139ZM205 136L208 137L207 135H205ZM223 136H224V135H223ZM225 136H226V135H225ZM228 136H229V135H228ZM235 136H236V135H235ZM243 136H245V134H244ZM250 136H251V135H250ZM4 137H6V136H4ZM65 137H66V134H65ZM109 137H110V136H109ZM147 137H149V135H147ZM179 137H180V136H179ZM185 137H184V138H185ZM199 137H200V136H199ZM236 137H237V136H236ZM246 137H247V136H246ZM252 137H254V136H252ZM17 138H18V137H17ZM83 138H84V137L82 136V139H83ZM107 138H108V137H107ZM117 138H118V137H117ZM144 138H145V137H144ZM182 138H183V137H182ZM195 138H196V137H195ZM200 138H205V137H204V136H201ZM219 138H221V137H219ZM222 138H223V137H222ZM222 138H221V140H225V141H221V140H219V142L221 141L220 144H221V143L223 144V143L226 142V139H222ZM229 138H231V137H229ZM229 138H227V140H228ZM248 138H249V137H248ZM259 138H260V137H259ZM65 139H66V138H65ZM71 139H72V138H71ZM80 139H81V138H80ZM84 139L86 140V138H84ZM84 139H83V140H84ZM87 139H88V138H87ZM131 139H132V138H131ZM147 139H148V138H147ZM174 139H176V138H174ZM212 139H213V138H212ZM212 139H211V140H212ZM237 139H238V138H237ZM244 139H246V138H244ZM72 140L74 141V139H72ZM72 140H71V141H72ZM77 140H78V139H77ZM105 140H106V139H105ZM117 140H118V139H117ZM137 140H138V139H137ZM148 140H150V137H149ZM148 140H147V142H149V143H150V142H151V143L153 142V144H155V145H152V144L150 143L154 148L152 147L151 150H148V151H150V153H151V152L153 151V149H154L153 154L151 153L152 155H154V157H152V155L149 154L150 157L154 158V159H152V160L156 161V160H158V159H156V158L164 157V156H158V155H162V153H160V152H162V150L160 151V149L158 148V150L155 151V146H157V147L159 146V145H156V143H154L156 139H155V140L152 139L153 141H152V140H151V141H148ZM170 140H171V139H170ZM176 140H178V139H176ZM189 140H190V141H189ZM197 140H198V139H197ZM246 140H248V139H246ZM251 140H252V141H251ZM251 140H248V142L250 141L248 144L251 145V143L253 142V144L255 145V141H254L255 139H254V140L251 139ZM261 140H262V138H261ZM261 140H260V142H261ZM65 141H66V140H65ZM78 141H79V140H78ZM78 141L75 140V142H78ZM127 141H128V140H127ZM143 141H144V140H143ZM145 141H146V140H145ZM156 141H157V140H156ZM171 141H172V140H171ZM173 141H174V140H173ZM178 141H179V140H178ZM178 141H177V142H178ZM195 141H196V139H195ZM200 141H201V142H200ZM209 141H210V140H209ZM244 141H245V140H244ZM106 142H107V141H106ZM133 142H135V141H133ZM133 142H131V143H133ZM159 142H161V141H158L157 144H159ZM210 142H212V141H210ZM262 142H264V140H262ZM135 143H136V142H135ZM135 143H134V144H135ZM141 143H142V142H141ZM143 143H144V142H143ZM161 143H162V142H161ZM161 143H160V144H161ZM174 143H175V142H174ZM193 143H194V139H193L192 144H193ZM195 143H196V145H198V144H197V141H196ZM89 144H90V143H89ZM105 144H107V143H105ZM122 144H123V143H122ZM124 144H125V143H124ZM126 144H128V146H129V143H126ZM137 144H140V142H138ZM137 144H136V146L134 145L135 147H134V146H131V147H132V148L134 147L136 150H138V147H139L140 145H142V147H144L143 144H140V145H137ZM145 144H146V143H145ZM145 144H144V145H145ZM187 144H188V143H187ZM187 144H186V145H187ZM200 144L202 145V139L199 140V145H200ZM117 145H118V144H117ZM175 145H177V144H175ZM193 145H194V144H193ZM214 145H217V143L214 144ZM242 145H244V144H239V143H237L234 139L231 140V143H230V147H231V148H230V150H229L230 152L228 153V154H229L228 157H229L230 160H228L229 163H228L227 166H226V170H227V168H228L229 171L227 170V172H229V173H227L226 170H225V168H223L222 165H220V164H222L223 161L220 162V164H219V162H217V163H218V166L220 165L219 167H220L221 169H224V171H225V175H227V177H236V176H237V177H239V176H240V177H264V150L261 149V150H259V151H256L255 148H254V149H247L246 147H244V146H242ZM256 145H258V144H256ZM66 146H67V145H66ZM82 146H83V145H82ZM95 146H96V145H95ZM100 146H101V145H100ZM118 146H120V145H118ZM122 146H123V145H122ZM137 146H138V147H137ZM161 146H162V144H161ZM178 146H179V145H178ZM178 146H177V148H178ZM181 146H183V145L181 144ZM190 146H191V145H190ZM96 147H98V146H96ZM110 147H111V145H110ZM124 147H125V146H123V149H124ZM136 147H137V148H136ZM164 147H165V146H164ZM183 147H184V146H183ZM187 147H188V146H187ZM195 147H197V146H195ZM256 147H257V146H256ZM258 147H259V146H258ZM260 147L262 148V146H260ZM260 147H259V149H260ZM116 148H117V147H116ZM118 148H120V147H118ZM134 148H133V152H134V154H135V153H138V152H141V151H143V150L145 149V148L142 149V148L140 147V149H139L140 151H139V150H138V151H134ZM177 148H175V149L177 150ZM181 148H182V147H180V149H181ZM109 149H110V148H109ZM126 149L129 150V148H126ZM126 149H125V150H126ZM149 149H150V148H149ZM161 149H162V148H161ZM175 149H174V151H173V149H166V155H167L166 157L169 156L168 158H170V159L173 157V158L171 159L172 162H173V161H176L179 157L181 158V155H180V154H181L182 152H180V153L178 152V154H179V155H178L176 152L179 151V148H178L177 151H176ZM182 149H183V148H182ZM182 149H181V150H182ZM188 149H189V148H188ZM188 149H187L186 151H188ZM110 150H112V149H110ZM146 150H147V149H145L143 153H140V154H141V158H142V156H143V159H144L145 161H147V162H145V163H147V164H145V165H148V164L150 165V164H152L154 161L151 162L152 160H151V158H150L149 156H147V155H142V154H144V153L146 152ZM164 150H165V149H164ZM170 150H172L173 152L170 151ZM204 150H205V149H204ZM217 150H219V149H217ZM115 151H116V150H115ZM159 151H160V152H159ZM167 151H168V152H167ZM130 152H132V151L130 150ZM155 152H156V154H157V153H158V154L156 155ZM127 153H128V152H127ZM168 153H169L170 155H171V154H172V155L170 156V155H168ZM216 153H218V152H216ZM130 154H132V153H128V155H130ZM134 154H133V155H134ZM173 154H177V155H175V156H177V159L174 158V155H173ZM182 154H183V153H182ZM219 154H220V153H219ZM136 155H137V154H136ZM136 155H135V156H136ZM217 155H218V154H217ZM54 156H55V154H54ZM139 156H140V155H139ZM146 156H147L148 158H146ZM156 156H157V157H156ZM178 156H179V157H178ZM204 156H205V155H204ZM207 156H209V155H207ZM35 157H36V156H35ZM136 157H137V156H136ZM166 157H165V159H166L165 161L167 162L168 158H166ZM194 157H195V156H193V158H194ZM205 157H206V156H205ZM60 158H61V157H60ZM78 158H79V157H78ZM180 158H179V160H177V162L180 161L179 163H182L183 160H181ZM201 158H202V157H201ZM207 158H209V157H207ZM40 159H41V158H40ZM40 159H37V160L39 161ZM43 159H44V158H43ZM69 159H70V158H69ZM74 159H76V158H74ZM106 159H107V158H106ZM147 159L151 160V161H150L151 163H150V162L148 163L149 160H147ZM160 159H162V158H160ZM209 159H211V158H209ZM216 159H217V158H216ZM29 160H30V159H29ZM66 160H67V159H66ZM120 160H121V159H120ZM162 160H163V159H162ZM193 160H194V159H193ZM71 161H72V160H71ZM78 161H79V160H78ZM123 161H124V160H123ZM207 161H208V159H207ZM209 161H210V160H209ZM209 161H208V164H206V165L202 164L203 166H205L204 168H206V170L209 168V166L212 165L211 163H209ZM224 161H225V160H224ZM235 161H239V162H238V163H234ZM22 162H23V161H22ZM93 162H94V161H93ZM156 162H157V161H156ZM172 162H171V164H172ZM210 162H211V161H210ZM175 163H176V162H175ZM192 163H193V162H192ZM217 163H216V164H217ZM230 163H232L233 165H232V164L230 165ZM37 164H38V163H37ZM43 164H44V163H43ZM87 164H88V163H87ZM155 164H156V163H155ZM167 164H168V163H167ZM189 164H190V163H189ZM196 164H197V162H196L195 164L193 163V165H195V166H196ZM210 164H211V165H210ZM237 164H238V165H237ZM249 164H250V166L248 167V170H247V173H246V174H248V176H242V175H240V173H238V172H239L240 170H242V168L244 169L245 167H247V165H249ZM30 165H31V164H30ZM152 165H153V164H152ZM157 165H158V164H157ZM157 165L155 166V168H157V169L159 168L160 170H162L161 167H160V166H157ZM174 165H175V164H174ZM174 165H173V166H174ZM177 165H178V164H177ZM179 165H180V164H179ZM191 165H192V164H191ZM207 165H208V168L206 167ZM213 165H214V164H213ZM213 165H212V167H213ZM224 165H225V164H224ZM236 165H237V167L240 166L241 169L238 170L240 167L237 169ZM32 166H33V165H32ZM75 166H76V165H75ZM79 166H80V165H79ZM164 166H165V164H164ZM199 166H200V165H199ZM199 166H196V167H199ZM230 166H231V167H230ZM232 166H235L236 168H235V167L232 168ZM85 167H86V166H85ZM147 167H149V166H147ZM175 167H176V165H175ZM177 167H178V166H177ZM179 167H180V166H179ZM181 167H182V166H181ZM212 167H211V168H212ZM3 168H4V167H3ZM5 168H6V167H5ZM67 168H68V167H67ZM69 168H70V167H69ZM69 168H68V169H69ZM110 168H111V167H110ZM110 168H109V169H110ZM136 168H137V167H136ZM155 168H153V169H155ZM199 168H200V167H199ZM41 169H42V168H41ZM76 169H78V167H77ZM79 169H80V168H79ZM106 169L108 170V168H106ZM146 169H147V168H146ZM146 169H145V170H146ZM191 169H193V168H191ZM197 169H198V168H195V169H193V170L198 171ZM209 169H210V168H209ZM42 170H43V169H42ZM44 170H45V169H44ZM193 170H192V171H193ZM94 171H98V169H97V170H94ZM146 171H148V170H146ZM210 171H211V173H212V175H213V172H215L216 170L214 171L213 169H212V170L210 169ZM212 171H213V172H212ZM80 172H81V170H80ZM110 172H111V171H110ZM143 172H144V171H142V173H143ZM153 172H154V171H153ZM153 172H152V173H153ZM157 172H159V171H157ZM160 172H161V171H160ZM164 172H166V171H164ZM164 172L162 171V174H163ZM167 172H168V171H167ZM167 172L164 173V174H165V177H166V175H167V177H168V173H167ZM216 172H217V171H216ZM216 172H215V173H216ZM95 173H97V172H95ZM104 173H106V171H105ZM107 173H109V172H107ZM107 173H106V174H107ZM111 173H113L112 175H113V177H114V172H111ZM120 173H122V172H120ZM120 173H119V174H120ZM142 173L140 174L141 176H142ZM154 173L156 174V171H155ZM174 173H176V174H173V175H178V173H179V174H180L179 176H182L181 174H183V173H180L179 171H178V172L174 171ZM192 173H193V172H192ZM196 173H198V172H196ZM218 173H219V172H217V174H218ZM28 174H30V173H28ZM41 174H42V172H41ZM115 174H116L117 177H118V174H117L116 172H115ZM128 174H129V173H128ZM149 174H150V173H149ZM157 174H158V173H157ZM162 174H158V175H161V176H162ZM194 174H195V173H194ZM198 174H199V173H198ZM79 175H80V174H79ZM137 175H138V174H137ZM184 175H185V174H184ZM204 175H205V176H204ZM27 176H28V175H27ZM29 176H30V175H29ZM98 176L103 177V176H101V175H99V174H98ZM107 176H109V175H107ZM107 176H106V178H108ZM119 176H122V175H119ZM128 176H129V175H128ZM185 176H186V175H185ZM113 177H112V179H113ZM139 177H140V176H139ZM142 177H143V176H142ZM158 177H159V176H158ZM162 177H163V176H162ZM201 177H209V179H207V178H205V179L210 181V180H211L210 178L213 177V176H211L210 174H206V172H204V174H203ZM237 177H236V178H237ZM45 178H46V177H45ZM47 178H48V180H49V177H47ZM89 178H90V177H89ZM109 178L111 179V177H109ZM115 178H116V177H115ZM118 178H120V177H118ZM123 178H124V177H123ZM129 178H130V177H129ZM31 179H32V178H31ZM121 179H122V178H121ZM124 179H125V178H124ZM133 179H134V178H133ZM205 179H203V180H204V181H203V182H204V187L208 189V187L212 185V181H213V180H211V183L207 184V185H209V186L206 187V185H205V183H206ZM228 179H229V178H227V183L230 184L231 179H230V180H228ZM57 180H58V179H57ZM106 180H107V179H106ZM106 180H105V182H106ZM114 180H115V179H114ZM117 180H118V179H117ZM117 180H116V181H117ZM201 180H202V179H201ZM215 180H216V181H214V182H217L218 179L215 178ZM244 180H245V179H244ZM110 181H111V180H110ZM121 181H122V180H121ZM126 181H127V178H126ZM130 181H131V180H129V182H130ZM146 181H147V180H146ZM146 181H145V182H146ZM166 181H167V180H166ZM169 181H171V180L168 179V183H167L166 185L169 184ZM209 181H207V182H209ZM228 181H229V182H228ZM242 181H243V180H242ZM49 182H50V181H49ZM64 182H65V180H64ZM71 182H72V181H71ZM118 182H119V180H118ZM203 182L201 181V183H203ZM246 182H247V181H246ZM133 183H134V181L132 182V185H134ZM170 183H171V182H170ZM201 183H200V186L197 188L198 190L195 189L196 191H198V193H200V192H201V189H203ZM237 183H239V180H238ZM106 184H108V183H106ZM113 184H114V183H113ZM125 184H126V182H125ZM129 184L131 185V182H130ZM129 184H128V185H129ZM143 184H144V183H143ZM147 184H148V183H147ZM150 184H151V183H150ZM239 184H241V183H239ZM73 185H74V183H73ZM114 185L116 186V184H114ZM119 185H120V184H119ZM126 185H127V184H126ZM153 185H154V184H153ZM172 185H173V184H172ZM176 185H177V184H176ZM176 185H175V186H176ZM215 185H216V183H215ZM253 185H254V184H253ZM253 185H251V186H253ZM115 186H114V187H115ZM136 186H137V185H136ZM143 186H146V183H145V185H143ZM162 186H163V184H162ZM162 186H161V187H162ZM168 186H169V185H168ZM212 186H213V188H214V185H212ZM217 186H218V185H217ZM231 186H232V185H231ZM236 186H237V185H236ZM242 186H244V184H242ZM242 186H241V187H242ZM246 186H247V185H246ZM246 186H244V187H246ZM255 186H257V187L259 186V189H260V188L262 187V183H260V185H255ZM260 186H261V187H260ZM29 187H30V186H29ZM36 187H37V186H36ZM50 187H51V186H50ZM149 187L151 188V185H150ZM149 187L146 186V188H148V189H149ZM173 187H174V185L172 186V188H173ZM177 187H178V189H179V186H177ZM193 187H194V186H193ZM195 187H197V185H195ZM195 187H194V188H195ZM241 187H240V189H241ZM244 187H242V189H243ZM253 187H254V186H253ZM257 187H255V188L258 189ZM32 188H33V187H32ZM73 188H74V187H73ZM115 188H117V187H115ZM115 188H114V189H115ZM170 188H171V187H170ZM213 188L210 187V189H208V190L211 192V190H212ZM246 188H250V186H249V187H246ZM26 189H27V188H26ZM42 189H43V188H42ZM47 189H48V188H47ZM52 189H53V188H52ZM52 189H51V190H52ZM57 189H58V188H57ZM63 189H64V188H63ZM75 189H76V188H75ZM79 189H80V188H79ZM119 189H120V188H118V189H116V190H119ZM182 189H183V188H182ZM214 189H215V188H214ZM29 190H30V189H29ZM107 190H108V189H107ZM137 190H138V187H137ZM139 190H141V189L139 188ZM142 190H143V189H142ZM144 190H145V187H144ZM168 190H169V189H168ZM186 190H187V189H186ZM188 190H189V189H188ZM188 190H187V192H189ZM204 190H206V189H203V191H204ZM208 190H207L206 192H208V193L211 195V197H212V195H215V193L213 194L214 190H212L211 193H210ZM262 190H264V188H262ZM42 191H43V190H42ZM42 191H41V192H42ZM100 191H101V190H100ZM120 191H121V190H120ZM133 191H134V192L136 191V187H135V189H134ZM151 191H152V189H151ZM158 191H159V190H158ZM177 191H178V190H177ZM216 191H218V188L215 189V192H216ZM238 191H241V190H239V188H238ZM243 191H244V195H245V192H247L248 190H246V191L243 190ZM243 191H241V193H242ZM46 192H47V191H46ZM82 192H83V191H82ZM101 192H102V191H101ZM104 192H105V191H104ZM121 192H122V191H121ZM129 192H130V190H129ZM137 192L140 193V195L142 194V191H140V192L137 191ZM178 192H181L180 189H179ZM225 192H226V191H225ZM49 193H50V192H49ZM51 193H52V192H51ZM76 193H77V192H76ZM144 193H145V192H144ZM146 193H147V192H146ZM166 193H167V192H166ZM171 193L174 194V193H176V192L173 191V192H171ZM208 193H207V195H206V194L199 195V198L196 196V198H197V199L195 198L196 201H199V202H200L201 198H203L204 195H205V196H210V195H208ZM248 193H249V191H248ZM151 194H152V192H151ZM153 194H154V193H153ZM153 194H152V195H153ZM160 194L163 195V192L160 193ZM167 194H168V193H167ZM179 194H180V193H179ZM186 194H187V193H186ZM246 194H247V193H246ZM46 195H47V194H46ZM78 195H80V194H78ZM100 195H101V194H100ZM126 195H127V194H126ZM137 195H138V194H137ZM145 195H146V194H145ZM148 195H149V196H152V195H150L149 193H148ZM183 195H184V193H183ZM191 195H192V194H191ZM217 195H218V194H216V196H214V198H212V200L215 199L216 197H218ZM242 195H243V193H242ZM244 195H243L244 198H245L246 196H249V194H247L246 196H244ZM75 196H76V194H75ZM81 196H83V195H81ZM101 196H102V195H101ZM168 196H169V195H168ZM173 196H174V195H173ZM176 196H177V194H176ZM185 196H186V195H185ZM201 196H202V197H201ZM205 196H204V198L202 199L201 202L205 201V199L207 198V197H205ZM219 196H220V199H222V196H221L220 194H219ZM250 196H251V195H250ZM250 196H249V197H250ZM254 196H255V195H254ZM124 197H125V196H124ZM130 197H132V196H130ZM162 197H164V199H165L166 195H163ZM162 197H161V198H162ZM187 197L189 198V196H186V198H187ZM191 197H192V196H191ZM200 197H201V198H200ZM211 197H210V199H211ZM226 197H227V196H226ZM226 197H224V199H225ZM235 197H236V196H235ZM74 198H77V199H78V197H74ZM81 198H82V197H81ZM81 198H79V199H81ZM102 198H103V196H102ZM102 198H101V199H102ZM120 198H121V197H120ZM151 198H152V197H151ZM168 198H169V197H166L167 200H168ZM188 198H187V199H188ZM192 198H194V196H193ZM218 198H219V197H218ZM218 198H217L216 200H220V199H218ZM241 198H242V197H241ZM247 198H248V197H247ZM99 199H100V198H99ZM103 199H104V198H103ZM123 199H124V198H123ZM199 199H200V200H199ZM208 199H209V198H208ZM208 199H206V200H208ZM227 199H228V198H227ZM227 199H225V201H226ZM229 199H230V198H229ZM252 199H253V198H252ZM255 199H256V198H255ZM83 200H84V199H83ZM83 200H82V202H83ZM167 200H166V201H167ZM190 200H191V199H190ZM193 200H194V199H193ZM256 200H257V199H256ZM38 201H39V199H38ZM38 201H37V202H38ZM70 201H71V200H70ZM79 201H80V200H79ZM123 201L126 202L125 200H123ZM145 201H146V200H145ZM187 201L189 202V199H188ZM223 201H224V200H223ZM245 201H246V200H245ZM111 202H112V201H111ZM120 202H122V200H121ZM130 202H131V201H130ZM192 202H193V201H192ZM192 202H190V203H192ZM205 202H207V201H205ZM213 202H214V200H213ZM257 202H258V201H257ZM41 203H42V202H41ZM47 203H48V202H47ZM78 203H79V202H78ZM112 203H113V202H112ZM131 203H133V202H131ZM175 203H178V202H175ZM194 203H195V201H194ZM196 203H198V202H196ZM210 203H211V202H210ZM247 203H248V202H247ZM247 203H246V204H247ZM262 203H264V202H262ZM52 204H53V203H52ZM74 204H75V203H74ZM101 204H102V203H101ZM126 204H127V202H126ZM138 204H140V203H138ZM158 204H160V203H158ZM168 204H169V203H167V205H168ZM170 204H171V202H170ZM203 204L205 205V203H203ZM208 204H209V203H208ZM226 204H228V201H226ZM232 204H234V203H232ZM246 204H245V206H247ZM258 204H259V203H258ZM53 205H54V204H53ZM76 205H77V204H76ZM76 205H75V206H76ZM122 205H123V204H122ZM140 205H141V204H140ZM204 205H203V206H204ZM206 205H207V204H206ZM229 205L231 206V203H229ZM234 205H237V204L235 203ZM234 205H233V206H234ZM248 205H249V204H248ZM255 205H256V204H254V206H255ZM262 205H264V204H262ZM75 206H74V207H75ZM109 206H110V205H109ZM131 206H132V204H131ZM160 206H162V205H160ZM171 206H172V205H171ZM175 206H176V204H175ZM249 206H250V207H249L250 209H251V208H254V207H253V204H251V205H249ZM251 206H252V207H251ZM260 206H261V205H260ZM260 206H259V207H260ZM110 207H111V206H110ZM140 207H141V206H140ZM143 207H144V209L146 208L145 205H144ZM150 207H151V206H150ZM158 207H159V205H158ZM169 207H170V205H169ZM172 207H173V206H172ZM206 207H207V206H206ZM236 207H237V206H236ZM257 207H258V206H257ZM40 208H41V207H40ZM40 208H39V209H40ZM63 208H64V207H63ZM105 208H106V207H105ZM119 208H120V207H119ZM119 208H118V209H119ZM141 208H142V207H141ZM162 208H163V207H162ZM162 208H161V209H162ZM204 208H205V206H204ZM209 208H210V207H209ZM234 208H235V207H234ZM261 208H262V207H261ZM44 209H45V208H44ZM72 209H73V207H72ZM75 209H77V208H75ZM106 209H107V208H106ZM110 209H111V208H110ZM161 209H160V210H161ZM242 209L244 210L245 208H242ZM242 209H241V210H242ZM246 209H248V208L246 207ZM250 209H249V211H250L249 213H251V214L253 213V217H254V216L256 215V213H257L256 208L253 209V210L255 211V213L253 212V210L251 211ZM40 210H41V209H40ZM120 210H121V208H120ZM130 210L132 211V209H130ZM140 210H141V209H140ZM147 210H148V207H147ZM147 210H146V212H147ZM231 210H235V209H231ZM236 210H237V212H238V209H236ZM243 210H242V211H243ZM257 210H258V209H257ZM259 210H260V209H259ZM110 211H111V210H110ZM112 211H113V210H112ZM118 211H119V210H118ZM123 211H124V210H123ZM175 211H176V209H175ZM175 211H174V212H175ZM185 211H186V210H185ZM209 211H210V210H209ZM244 211H245V210H244ZM244 211H243V212H244ZM246 211H247V210H246ZM124 212H125V211H124ZM219 212H220V211H219ZM219 212H218V213H219ZM234 212H235V211H234ZM234 212L231 211V213H234ZM240 212H241V211H240ZM240 212H239V215L242 216V215H243V212H242V213H240ZM118 213H119V212H118ZM131 213H133V212H131ZM141 213H142V212H141ZM143 213H144V212H143ZM143 213H142V214H143ZM186 213H187V212H185V214H186ZM224 213H225V212H224ZM228 213H229L230 215H233V214H231L229 211H228ZM246 213H247V212H246ZM259 213H260V211H258V214H259ZM111 214H112V213H111ZM125 214H126V213H124V216H125ZM150 214H151V213H150ZM175 214H176V213H175ZM235 214H236L237 216H239L237 213H235ZM251 214H250V215H251ZM254 214H255V215H254ZM258 214H257L256 216H259ZM51 215H52V214H51ZM51 215H50V216H51ZM127 215H128V214H127ZM129 215H130V211H129ZM133 215H135V214H133ZM133 215H130V216H133ZM148 215H149V214H148ZM163 215H164V213H163ZM187 215H188V214H187ZM187 215H186V216H187ZM220 215H222V214H220ZM250 215H249V216H250ZM38 216H39V215H38ZM122 216H123V214H122ZM135 216H136V215H135ZM152 216H153V215H152ZM256 216H255L254 219L259 220L258 217H256ZM148 217H149V216H148ZM142 218H144V217H142ZM142 218H141V219H142ZM146 218H147V217H146ZM150 218H152V217H150ZM150 218H149V219H150ZM154 218H156V217H154ZM92 219H93V218H92ZM98 219H100V218H98ZM127 219H128V218H127ZM144 219H145V218H144ZM156 219H157V218H156ZM156 219H155V221H156ZM193 219H194V218H193ZM261 219H262V221H264V217H262ZM105 220H106V219H105ZM145 220H146V219H145ZM145 220H144V222H145ZM159 220H160V218H159ZM161 220H162V217H161ZM94 221H95V219H94ZM152 221H153V219H152ZM241 221H242V220H241ZM123 222H124V221H123ZM147 222L150 223V220H149V221L147 220ZM157 222H158V221H156V223H157ZM8 223H9V221L7 222V224H8ZM104 223H105V222H104ZM106 223H107V222H106ZM118 223H119V222H118ZM149 223H148V225H152V224H149ZM151 223H153V222H151ZM94 224H95V222H94ZM157 224H158V223H157ZM159 224H161V223L159 222ZM247 224H248V223H247ZM247 224H246V225H247ZM254 224H255V223H254ZM262 224H264V223H262ZM12 225H14V224H12ZM128 225H129V224H128ZM154 225H155V228H157V227H156V224H154ZM246 225H245V226H246ZM248 225H249V224H248ZM134 226H135V225H134ZM178 226H179V225H178ZM185 226H186V225L184 224V227H185ZM196 226H197V225H196ZM261 226H262V225H261ZM95 227H97V225H96ZM102 227H103V226H102ZM102 227H101V229H102ZM136 227H137V226H136ZM144 227H146V226L144 225ZM153 227H154V226H153ZM132 228H133V227H132ZM147 228H148V227H147ZM149 228H151V227H149ZM149 228H148V229H149ZM40 229H41V228H40ZM113 229H114V228H113ZM142 229H143V227H142ZM148 229H146V232L148 231ZM183 229H185V228H183ZM186 229H188V228H186ZM186 229H185V230H186ZM29 230H30V229H29ZM107 230H108V228H107ZM115 230H116V229H115ZM144 230H145V228H144ZM216 230H217V229H216ZM95 231H96V230H95ZM111 232H112V231H111ZM119 232H120V231H119ZM119 232H118V233H119ZM141 232H143V231H141ZM216 232H217V231H216ZM26 233H27V232H26ZM105 233H106V232H105ZM130 233H131V232H130ZM132 233H133V232H132ZM182 233H185V232H182ZM182 233H181V234H182ZM186 233H187V232H186ZM192 233H193V232H192ZM214 233H215V232H214ZM29 234H30V233H29ZM29 234H28V235H29ZM94 234H95V233H94ZM109 234H110V233H109ZM109 234H107V235L110 236ZM112 234H113V232H112ZM133 234H134V233H133ZM133 234H132V235H133ZM190 234H191V233H190ZM208 234H209V233H208ZM211 234H212V232H211ZM172 235H173V234H172ZM184 235H185V234H184ZM184 235H183V238L181 237L183 240L185 239V238H184ZM196 235H197V234H196ZM202 235H203V234H202ZM111 236H112V235H111ZM123 236H124V235H123ZM138 236H139V235H138ZM188 236H190V235H188ZM192 236H193V234H192ZM192 236H191V237H192ZM20 237H21V236H20ZM28 237H29V236H28ZM116 237H117V234H116ZM121 237H122V236H121ZM121 237H119V238H121ZM130 237H131V236H130ZM136 237H137V236H136ZM185 237H186V235H185ZM201 237H202V236H201ZM228 237H229V236H228ZM75 238H76V237H75ZM111 238H112V237H111ZM114 238H115V237H114ZM114 238H113V239H114ZM122 238H123V237H122ZM125 238H126V237H125ZM125 238H124V239H125ZM186 238L188 239V237H186ZM189 238H190V237H189ZM193 238H194V236L192 237V239H193ZM198 238H199V236H198ZM198 238H196V239L198 240ZM202 238H205V239H206L207 236L202 237ZM202 238H201V239H202ZM211 238H212V240H213V237H212V236H211ZM215 238H216V237H215ZM232 238H233V237H232ZM232 238H230V239H232ZM51 239H52V238H51ZM182 239H180V240H181V243H182ZM190 239H191V238H190ZM192 239H191V240H192ZM196 239H194V240H196ZM205 239H203V241H206ZM233 239H234V238H233ZM233 239H232V240H233ZM49 240H50V239H49ZM49 240H48V242H47L46 244L49 243ZM53 240H54V239H53ZM82 240H83V239H82ZM118 240H119V239H118ZM191 240H190V241H191ZM210 240H211V239H210ZM240 240H241V239H240ZM75 241H76V240H75ZM98 241H99V240H97V242H98ZM119 241H120V240H119ZM54 242H55V241H54ZM115 242H116V241H115ZM123 242H124V241H123ZM185 242H189V239H188V240L185 239V241H184L183 243H185ZM199 242H200V241H199ZM201 242H202V241H201ZM213 242H215V241L213 240ZM111 243H112V242H111ZM120 243H121V242H120ZM177 243H178V242H177ZM190 243H191V242H190ZM195 243H196V242H195ZM195 243H193V244H195ZM205 243H206V242H205ZM234 243H235V245H237V244H236L237 242L234 241ZM238 243H239V242H238ZM243 243H244V241H243ZM39 244H40V243H39ZM97 244H98V243H97ZM186 244H187V243H186ZM186 244H185V245H186ZM188 244H189V243H188ZM191 244H192V243H191ZM197 244H198V243H197ZM197 244H196V245H197ZM200 244H201V243H200ZM87 245H88V244H87ZM123 245H124V244H123ZM182 245H184V244H182ZM196 245H194V247H196ZM198 245H199V244H198ZM198 245H197V246H198ZM222 245H223V244H222ZM222 245H221V247H224L225 244H224L223 246H222ZM37 246H38V245H37ZM37 246H36V247H37ZM112 246H113V245H112ZM216 246H218V244H217ZM229 246H233V245H230V244H229ZM237 246L239 247V245H237ZM38 247H39V246H38ZM116 247H117V246H116ZM116 247H115V248H116ZM119 247H120V246H119ZM204 247H205V245H204ZM214 247H215V246H214ZM218 247H219V246H218ZM227 247H228V245H227ZM34 248H35V247H34ZM50 248H51V247H50ZM50 248H49V249H50ZM62 248H63V247H62ZM66 248H67V246H66ZM191 248H192V247H191ZM197 248H198V247H197ZM207 248H208V247H207ZM215 248H217V247H215ZM224 248H226V246H225ZM229 248H230V247H229ZM233 248L236 250L237 247L235 248V246H234V247H232L231 249H233ZM36 249H37V248H35V250H36ZM142 249H143V248H142ZM150 249H151V248H150ZM153 249H155V248L152 247L151 250H153ZM156 249L158 250V248H156ZM156 249L153 250V253H150V251L147 249V250H148L147 253H148V252L150 253V257H149V258H150V260L152 259V261H153V259H154V261H155V259L158 260V259L162 256V255L159 254V253H161V252L158 253V251H157ZM192 249H193V248H192ZM195 249H196V248H195ZM198 249H199V248H198ZM205 249H206V248H205ZM205 249H204V250H205ZM211 249L213 250V248H211ZM220 249H221V248H220ZM222 249H223V248H222ZM226 249H227V250H226ZM226 249L221 250V252L224 251V254L228 253L229 249H228V248H226ZM253 249L255 250V248H253ZM40 250H41V249H40ZM101 250H102V249H101ZM160 250H161V249H160ZM163 250H165V249H163ZM163 250H162V251H163ZM207 250H208V253L205 252V254H209L210 249L208 248ZM207 250H205V251H207ZM237 250H238V249H237ZM237 250H236V252H237ZM254 250H253V251H254ZM37 251H39V250H37ZM62 251H63V250H62ZM73 251H74V250H73ZM99 251H100V250H99ZM102 251H103V250H102ZM189 251H190V249H189ZM189 251H188V252H189ZM192 251H194V250H192ZM214 251H216V249H215ZM226 251H227V252H226ZM256 251H257V249H256ZM44 252H45L46 254L43 253V251H40V253L37 254V255H38V257H40V259L42 260V264H49V263H48V262H49L48 257L45 256V255L48 254V253H47V250H46V251L44 250ZM50 252H51V251H50ZM143 252H144V250H143ZM151 252H152V251H151ZM165 252H166V251H165ZM165 252H163V253H165ZM177 252H178V251H177ZM225 252H226V253H225ZM259 252H260V254H261L262 251L260 250ZM149 253H148V254H149ZM178 253H179V252H178ZM182 253H183V252H182ZM182 253H181V255H182ZM238 253H239V250H238ZM101 254H102V253H101ZM103 254H104V253H103ZM103 254H102V255H103ZM148 254H147V255H148ZM166 254H168V253H166ZM175 254H176L175 256H177V253H175ZM183 254H184V253H183ZM185 254H187V253H185ZM205 254H204V255H205ZM214 254H215V252H214ZM219 254H221V253H219ZM222 254H223V252H222ZM222 254L220 255V259H221ZM228 254H229V253H228ZM262 254H264V253H262ZM48 255H49V254H48ZM102 255H101V256H102ZM138 255H139V254H138ZM147 255H146V256H147ZM158 255L160 256L159 258H158ZM188 255H189V254H188ZM198 255H202V254H198ZM209 255L212 256V259H213L214 256L212 255V252H211V254H209ZM216 255H218V254H216ZM229 255H230V254H229ZM237 255H239V254H237ZM111 256H112V255H111ZM135 256H137V255H135ZM139 256H140V255H139ZM164 256H166V255H164ZM172 256H174V255H172ZM178 256H179V254H178ZM205 256H206V255H205ZM205 256H202V257H205ZM235 256H236V255H235ZM107 257H108V256H107ZM109 257H110V256H109ZM186 257H187V256H186ZM217 257H218V256H217ZM223 257H224V255L222 256V258H223ZM245 257H247V256H245ZM36 258H37V257H36ZM36 258H35V259H36ZM136 258H138V257H136ZM143 258H144V257H143ZM167 258H168V256H166V259H167ZM170 258L172 259V257H170ZM178 258H179V257H178ZM178 258L176 257V259H178ZM188 258H189V257H188ZM208 258L210 259L211 257L208 256ZM227 258H229L228 255H227ZM236 258H237V257H236ZM38 259H39V258H38ZM40 259H39V261H40ZM139 259H140V258H139ZM146 259H147V258H146ZM162 259H163V257H162ZM164 259H165V258H164ZM204 259H205V260H204ZM242 259H243V261H244V258H242ZM85 260H86V259H85ZM132 260H133V259H131V262H132ZM144 260H145V259H144ZM178 260H179V259H178ZM200 260H202V259H200ZM200 260H199V261H200ZM203 260L207 262L206 264H208V261H209V260L207 261L206 257L203 258ZM210 260H211V259H210ZM214 260H215V259H214ZM233 260L235 261V259H233ZM34 261H35V260H34ZM140 261H141V259L138 260L139 263H140ZM147 261H149V260H147ZM166 261H168V259H167ZM170 261L172 262V260H170ZM176 261H177V260H176ZM227 261H229V260L227 259L226 262H227ZM230 261H231V260H230ZM234 261H233V262H234ZM252 261H253V262H251V264H255V263H256V260H255V261L252 260ZM133 262H134V260H133ZM135 262H136V261H135ZM149 262H150V261H149ZM149 262H147V263H149ZM173 262H174V260H173ZM201 262H202V261H201ZM211 262H212V260H211ZM213 262H214V261H213ZM224 262H225V260H224ZM238 262H239V261H238ZM69 263H70V261H69ZM127 263L130 264V261L127 262ZM155 263L157 264V262H155ZM158 263H159V262H158ZM245 263L248 264V263L245 262V261L242 262V264H245ZM36 264H37V263H36ZM40 264H41V262H40ZM160 264H161V263H160ZM166 264H167V263H166ZM172 264H173V263H172ZM181 264H183V263H181ZM187 264H188V263H187ZM204 264H205V262H204ZM211 264H212V263H211ZM238 264H239V263H238ZM240 264H241V260H240ZM256 264H259V263H256ZM260 264H261V263H260Z\"/></svg>",
	"mask_w": 264,
	"mask_h": 264
}]
</instances>
